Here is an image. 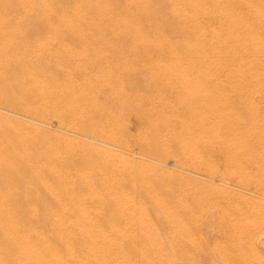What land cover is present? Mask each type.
<instances>
[{
  "label": "rangeland",
  "instance_id": "374dc122",
  "mask_svg": "<svg viewBox=\"0 0 264 264\" xmlns=\"http://www.w3.org/2000/svg\"><path fill=\"white\" fill-rule=\"evenodd\" d=\"M10 1V2H9ZM15 1V2H14ZM20 1V2H19ZM27 1V2H26ZM31 1V2H30ZM34 0L32 2V0H0V66L2 70L0 68V92H3L0 94V110L4 111V112H0V233L2 234L3 231L8 232V231H16L20 228L23 227H28L31 225L32 226H44L43 230L41 231H37L31 234H28L27 237L23 238L22 241H20L21 243L17 244V245H4L1 243L0 241V264H12L13 261H15L14 259H16L17 256H21V255H32L35 252V248L36 246H46V244L48 245L49 243H53L54 241H56L58 238L60 239H66L67 240V245H65L62 250L64 252L67 251V253L73 252L74 250H76L75 248H77V246H81V243H85L91 247V249L89 250L91 253V257L90 260L88 261L90 264H130L131 261L128 260H119V259H115V257L112 255V252H114L115 250H117L118 248H122V250H124L125 248H129V246L133 247L135 246H146L148 247V250L150 251L149 254H147L148 256L144 258V261H140L138 264H160V262L162 260H167L168 264H227L226 259L222 256L221 253H218L217 250L215 251V249H219V252L223 251V253L226 255V257H228V260L231 261L232 259H235L237 262H239L240 264L244 263L245 261L243 259H239L237 257L236 254V236H235V232L233 227L230 225V223L228 222V220H226V217L224 218V215L222 214V208L224 207L223 204L225 205L227 203V197H221L218 198L217 196L219 195L218 192V186L219 187H225V188H230V186L232 185V187L230 189H234L236 188L235 184H237V178L234 175H226L224 177V182H220L221 180H215V178H212L210 176V172L212 173V168L218 170V172H220L219 174L224 173V171L227 170V168L229 169L230 167L227 165V163L224 160L223 157V149L221 147H213L211 145H205V143H198L199 141L196 139H199L201 136L198 132L201 131V127L203 124V120L205 118H203V116L205 114H202L203 112H205L206 110L203 109L202 111V107L203 108H210L212 110V108L209 105V101H207V94H212V103H215L216 98H218V90H219V86L218 84L216 85V83H214L215 78L213 77L215 74L214 68V64L212 62H214V60L212 59L213 56L210 53H213V50H215V41L216 40H212V39H216L213 38L215 37L213 34V36L211 37L209 34L208 29L207 30H198L194 29L195 26H198L200 24H204L207 23L206 21H204V23L200 20L198 21V19L192 17L189 13V5L186 3V0H151V2H153L151 4V2H149L148 0H135V2L137 1V3L134 2V0H129V2L131 4H127L128 0H125L126 2H124V0H106L105 3L102 4L101 0ZM48 1V2H47ZM59 1V2H58ZM62 1V2H61ZM69 1V2H67ZM85 1V2H84ZM123 1V2H122ZM185 1V2H184ZM47 2V3H46ZM64 2V3H63ZM75 2V3H74ZM78 4H77V3ZM101 2V3H100ZM111 2V3H110ZM114 2V4L112 3ZM120 2V3H119ZM128 2V3H129ZM160 2V3H159ZM163 2V3H162ZM168 2V3H167ZM176 4H175V3ZM28 5H27V4ZM32 5H31V4ZM38 3V4H36ZM52 3V4H50ZM54 4L55 8H54ZM67 3V4H66ZM81 3V4H80ZM83 3V4H82ZM123 3V4H121ZM125 3V4H124ZM133 3V4H132ZM183 3V4H182ZM34 4V6H33ZM36 4V5H35ZM61 4V6H60ZM66 4V5H65ZM75 4V5H74ZM80 4V7H79ZM86 4V5H85ZM99 4V5H98ZM106 4V5H105ZM113 4V5H111ZM118 4V5H117ZM135 4V5H134ZM141 4V5H140ZM160 4V6H159ZM162 4V5H161ZM173 4V5H171ZM10 7H8V6ZM28 7H27V6ZM51 5V6H50ZM149 5V6H148ZM151 5V6H150ZM169 5V6H168ZM177 5V7H175ZM15 6V7H13ZM33 7V8H30ZM101 6V7H100ZM105 6V7H102ZM123 8H122V7ZM127 6V7H126ZM128 6L130 7L128 10ZM132 6V7H131ZM135 8H134V7ZM137 6V7H136ZM146 6V7H145ZM159 6V7H158ZM167 6V7H166ZM179 6V7H178ZM239 6H241L239 4ZM38 7V8H37ZM52 7V8H51ZM61 7V8H60ZM64 7V8H63ZM77 7V8H76ZM90 7V8H88ZM106 7L108 9H106ZM115 7V8H114ZM116 7L118 8L119 11H117ZM125 7V8H124ZM139 7V8H138ZM145 7V8H144ZM150 7V8H149ZM156 7H158V9H156ZM163 7V8H162ZM172 7V8H171ZM183 7V8H181ZM29 8V9H26ZM35 8L37 10V12L35 11ZM70 8V9H69ZM81 8H84L86 10H83ZM127 8V9H126ZM134 8V9H133ZM142 8V9H141ZM168 8V10H167ZM178 9L176 11V9ZM188 8V9H187ZM2 9V10H1ZM24 9V10H23ZM32 9V10H30ZM58 10L59 12L55 11ZM66 9V10H65ZM79 9V11H78ZM96 9V10H95ZM125 9V10H124ZM135 9H138L139 11H135ZM145 9L148 11H145ZM152 9V11H151ZM161 9V10H160ZM27 10V11H26ZM30 10V11H29ZM47 10V11H45ZM53 12H52V11ZM66 14H65V11ZM77 10V11H76ZM101 10L103 12H101ZM142 10V11H140ZM164 10V11H163ZM172 12H171V11ZM176 12H175V11ZM180 10V12H179ZM185 10V11H183ZM188 10V11H187ZM21 11V12H20ZM41 11V13H40ZM55 11V12H54ZM63 13H62V12ZM68 11L70 12V15L68 13ZM83 11V12H82ZM85 11V12H84ZM89 11V12H88ZM109 11V13H108ZM112 11V12H111ZM120 11H123V14ZM126 11V12H125ZM130 11V13H128ZM160 11V12H159ZM163 11V12H162ZM168 11V12H166ZM22 12H24L22 15ZM25 12H26V16H25ZM30 12V13H29ZM33 12V13H32ZM48 12V13H47ZM51 12V13H50ZM79 12V13H78ZM114 12V13H113ZM135 12V13H133ZM151 12V13H150ZM186 14H184V13ZM21 13V14H19ZM29 13V14H28ZM36 13V14H35ZM45 13V14H44ZM58 13H60L61 15H58ZM84 13V14H82ZM87 13V14H86ZM91 13V14H90ZM101 13V14H100ZM107 13V14H106ZM115 15H113V14ZM125 13V16H124ZM140 13V14H139ZM145 13V14H144ZM149 13V14H148ZM157 13V14H156ZM171 13H175L172 14ZM191 13V12H190ZM35 14V16L33 15ZM52 14V15H51ZM63 14V16H62ZM82 14V15H81ZM97 14V16H96ZM110 14V15H109ZM137 14V17L135 16ZM139 14V15H138ZM144 14V15H143ZM147 14V15H146ZM180 14V15H179ZM12 15V16H11ZM45 15V16H44ZM69 17H68V16ZM73 17H72V16ZM100 15V16H99ZM110 17L108 16H111ZM131 15V16H130ZM134 15V16H132ZM142 15V16H141ZM146 15V16H145ZM7 16L6 19H4ZM9 16V17H8ZM28 16V17H27ZM54 16V18L52 17ZM57 16V17H55ZM61 16V17H60ZM74 16H76L77 18H75ZM88 16V18L86 17ZM124 16V17H122ZM127 16V17H126ZM170 16V17H169ZM189 16V17H188ZM12 17V18H10ZM52 17V18H51ZM65 17V18H62ZM91 17V19L89 18ZM95 17V19L93 18ZM99 17V18H97ZM109 19H107V18ZM141 17V18H139ZM182 17V18H181ZM187 17V18H186ZM11 20V22L9 21V19ZM23 18V21L22 19ZM81 18V19H80ZM97 18V19H96ZM125 18V19H124ZM128 18V20H127ZM148 21L147 23V20ZM150 18V19H149ZM158 18V20H157ZM161 18V19H160ZM4 19V20H3ZM8 19V20H7ZM14 19V21L12 20ZM17 19V20H16ZM25 19V20H24ZM49 19V21H48ZM52 19V20H51ZM54 19V20H53ZM59 19V20H57ZM61 19V20H60ZM71 19V20H69ZM74 19V20H72ZM87 19V21H86ZM93 20L90 21V20ZM100 19V20H99ZM143 19V20H142ZM164 19V20H162ZM47 20V22H46ZM64 22H63V21ZM66 20V21H65ZM69 20V21H68ZM85 22H84V21ZM162 23H160V21ZM5 23H4V22ZM20 21V23H19ZM61 23H59V22ZM77 21V22H76ZM82 21V22H81ZM95 21V22H94ZM99 21V23H98ZM107 21V22H106ZM111 21V23H110ZM113 21V22H112ZM118 21V23L116 22ZM157 21V22H156ZM195 21V22H193ZM219 21H223L218 20ZM56 22V23H55ZM67 22V23H66ZM90 22V23H88ZM101 22V23H100ZM128 22V24H127ZM159 22V23H158ZM189 22V23H188ZM198 22V23H197ZM200 22V23H199ZM202 22V23H201ZM209 24H211V21H208ZM26 23V24H25ZM55 23V24H54ZM58 23V24H57ZM75 23V24H74ZM79 23L78 27L77 24ZM81 23H83L81 25ZM95 23V24H93ZM113 23V24H112ZM121 23V24H120ZM123 23V24H122ZM130 23V25H129ZM141 23V24H140ZM150 23V24H149ZM222 25V22H220ZM216 24V25H220ZM5 24V25H4ZM12 24V25H11ZM21 24V25H20ZM23 24V25H22ZM60 24V25H59ZM73 24V25H72ZM95 26H93V25ZM148 24V25H147ZM186 24V25H185ZM190 24V25H189ZM194 24V25H193ZM196 24V25H195ZM208 24V23H207ZM205 24V25H207ZM16 25V26H15ZM25 25V27H24ZM62 25L64 26V28L62 27ZM71 25V26H70ZM76 27H75V26ZM93 26L91 28V26ZM132 25V26H131ZM135 25V26H133ZM154 25V26H153ZM161 25V26H160ZM193 25V26H192ZM21 26V27H20ZM55 26V28H54ZM62 29H60L61 27ZM66 26H68L66 28ZM81 26V27H80ZM86 29L85 31L82 30L83 28ZM111 28H110V27ZM115 26V27H114ZM143 26V27H142ZM152 26V27H151ZM156 26V27H155ZM192 26V27H191ZM7 29H4L6 28ZM9 27V28H8ZM32 29H30V28ZM54 29H53V28ZM59 27V28H58ZM72 27V28H71ZM73 27L75 29H73ZM86 27V28H85ZM91 29H90V28ZM100 27V28H99ZM108 27V28H107ZM117 27V29H116ZM120 27V30H118ZM155 27V28H153ZM160 27V28H159ZM162 27V29H161ZM185 27H189L190 30L186 29ZM16 28V29H14ZM30 30H29V29ZM97 30H95V29ZM193 28V29H192ZM14 29V30H13ZM59 29V30H58ZM64 29V31L62 32V30ZM81 29V30H79ZM90 29V31H89ZM128 29V30H127ZM137 29V31H136ZM149 29V30H148ZM152 29V30H150ZM157 31V33L153 30ZM22 30V31H21ZM27 30V31H26ZM48 30V31H47ZM50 30V31H49ZM66 30H67V35H66ZM73 30V31H72ZM94 30V31H93ZM99 30V31H98ZM104 30L106 32H104ZM117 30V31H115ZM123 33H122V31ZM142 30V31H141ZM146 33H145V31ZM148 30V31H147ZM165 35H163L160 31ZM168 32H167V31ZM193 30V33L191 32ZM16 31V33H15ZM29 31V32H28ZM32 31V32H31ZM34 31V34L32 35ZM37 31V33H36ZM56 31V32H55ZM60 32V37L58 36V33ZM81 31V32H80ZM87 31V32H86ZM126 31V32H125ZM129 31V32H128ZM153 33H152V32ZM170 31V32H169ZM207 32L205 34V32ZM222 31L224 32L225 30H223L222 27ZM9 32V33H8ZM25 32V33H22ZM41 32V35H40ZM49 32V33H47ZM51 32L53 34H51ZM56 34H55V33ZM58 32V33H57ZM82 32L85 33L82 36ZM95 32V33H94ZM120 32V33H119ZM141 32V33H140ZM159 32V34H158ZM188 32V33H187ZM226 32V31H225ZM63 33V34H61ZM73 33V34H72ZM79 33V34H78ZM98 33V34H96ZM129 33V34H128ZM136 33V34H135ZM146 35H144V34ZM152 33V34H151ZM155 33V34H154ZM169 33V35H168ZM186 35H184V34ZM193 35H191V34ZM196 33V35H195ZM198 33V34H197ZM16 37H15V35ZM44 34V36H43ZM90 34V35H88ZM129 36H128V35ZM139 34V35H137ZM154 34V35H153ZM158 34V35H157ZM202 35L201 37L199 36ZM209 34V35H207ZM10 35V36H8ZM18 35V36H17ZM21 35V36H20ZM43 40H40V37ZM54 35V36H53ZM63 35V36H62ZM76 35V36H75ZM100 35V36H99ZM142 35V36H140ZM148 35V36H147ZM153 35V36H152ZM163 35V37L165 38H161L160 36ZM171 35V36H170ZM190 35V36H189ZM195 35V36H194ZM207 35V36H206ZM5 36V37H4ZM14 36V37H13ZM53 36V38L51 37ZM56 36V37H55ZM62 36V37H61ZM65 36V37H64ZM128 36V37H127ZM135 36V37H134ZM137 36H140V38H138ZM145 36V37H144ZM149 36H152V40H150V38H147ZM156 36V37H155ZM187 36L189 38H187ZM191 36H193L192 38H190ZM198 36V37H197ZM208 38L205 40V38ZM210 36V37H209ZM10 37V38H8ZM44 37V38H43ZM57 39H55V38ZM86 37V38H85ZM94 37V38H93ZM101 37V38H100ZM147 38V40H143L142 39ZM12 38H17V40H13ZM51 38V39H50ZM68 41H66L65 39ZM91 42H89L90 40ZM96 38V41H95ZM138 38V39H137ZM163 41H159L161 39ZM169 38V39H168ZM170 38H172L170 40ZM185 38V39H184ZM187 38V39H186ZM203 42H202V40ZM212 38V39H211ZM9 39V40H8ZM21 39V41L19 40ZM25 39V40H24ZM27 39V40H26ZM50 39V41H49ZM55 39V41L53 42V40ZM62 41H61V40ZM86 39V40H83ZM98 39V40H97ZM105 39V42H104ZM135 39H137L135 41ZM140 39V40H139ZM178 39V41H177ZM190 39V42L189 40ZM3 40V41H2ZM30 42H29V41ZM64 40V41H63ZM101 40V41H100ZM133 40V42H132ZM167 40V41H166ZM191 40H195V41H191ZM198 40V41H197ZM207 40H211L210 42ZM9 41V42H8ZM41 41V42H40ZM81 41V42H80ZM100 41V42H99ZM107 41V43H106ZM110 43H109V42ZM155 41V42H154ZM157 41V42H156ZM171 41V42H170ZM182 45H181V43ZM183 41V42H182ZM199 41H201V44H199ZM208 43H207V42ZM2 42V43H1ZM4 42H7L4 44ZM13 42H16L17 44H13ZM19 42V43H18ZM21 42V43H20ZM46 44H43V43ZM53 42V43H52ZM58 42L61 44H58ZM63 44H62V43ZM65 42V44H64ZM86 42V43H85ZM89 42V43H88ZM97 42V43H94ZM150 42V43H149ZM170 42V43H167ZM192 42V43H191ZM196 42V43H195ZM37 43V44H36ZM41 43V45H40ZM52 43V45H51ZM145 43V44H143ZM147 43V44H146ZM153 45H152V44ZM156 43V44H155ZM161 45H159V44ZM191 43V46L193 47L188 49ZM27 44V45H26ZM50 46H48V45ZM57 47H55L56 45ZM82 44V45H80ZM97 44V45H96ZM102 44V45H101ZM135 44V45H133ZM137 44V45H136ZM142 44V45H141ZM158 44V45H157ZM167 44V45H166ZM170 44V45H169ZM177 44V46L175 45ZM206 46H205V45ZM212 44H214L213 46H211ZM10 45V46H9ZM16 45V47H15ZM25 45V46H23ZM30 45V46H29ZM59 45V47H58ZM64 45V46H63ZM69 45V46H68ZM88 45V46H87ZM96 45V47H95ZM100 47H99V46ZM106 45V46H105ZM150 45V46H149ZM152 45V46H151ZM157 47H156V46ZM172 46L167 47V46ZM185 45V46H184ZM201 45V46H198ZM20 46H22V48H20ZM81 48H79V47ZM103 46V47H102ZM155 46V47H154ZM161 46V47H160ZM165 47V49L163 47ZM175 48H174V47ZM188 46V47H187ZM204 46V47H203ZM209 46V47H208ZM12 47V48H11ZM14 47V48H13ZM26 47V49H25ZM33 47V48H32ZM37 47V48H36ZM44 49H43V48ZM53 47V49H52ZM83 47H84V51H83ZM99 47V48H98ZM139 47V48H138ZM142 47V48H141ZM147 47V48H146ZM184 47V49H183ZM200 47L202 48V50H200ZM208 49H205V48ZM212 47V48H211ZM214 47V48H213ZM8 48V49H7ZM19 48V49H18ZM37 51H35L34 50ZM47 48V49H45ZM49 48V51H48ZM55 48V49H54ZM58 48V49H57ZM88 48V49H87ZM141 48V50H140ZM170 48V49H169ZM173 48V50H172ZM178 48V49H176ZM180 48V49H179ZM182 48V49H181ZM186 48V50H185ZM7 49V51H6ZM57 49V50H56ZM81 49V50H80ZM138 51H137V50ZM152 49V50H151ZM156 49V50H155ZM159 49V50H158ZM161 49V50H160ZM167 49L169 51H167ZM176 49V50H175ZM188 49V50H187ZM204 49V50H203ZM15 50V51H14ZM17 50V51H16ZM25 50V51H24ZM40 52H39V51ZM53 50V51H52ZM163 50H165L163 52ZM175 50V53L172 51ZM190 50V51H189ZM197 50H199L197 52ZM206 50H212V51H208L207 53ZM21 53H18V52ZM34 52L31 54V52ZM158 51V52H157ZM182 51V52H181ZM186 51V52H185ZM202 53H201V52ZM15 54H13V53ZM85 52V53H83ZM155 52V53H154ZM161 52V53H160ZM167 52H168V56H167ZM181 52V54L179 55V53ZM190 53V54H187ZM195 52V54H194ZM210 52V53H209ZM17 53V54H16ZM39 53L42 55H39ZM45 55H43V54ZM90 53V54H89ZM102 53V54H101ZM165 53V55H163ZM171 53V54H170ZM182 53H186L185 55H183ZM200 53V54H198ZM209 53V54H208ZM10 54V55H9ZM23 54V56H22ZM26 54V55H25ZM28 54V55H27ZM94 54V55H93ZM104 54V55H103ZM153 54H155L156 56H152ZM177 54V55H176ZM202 54V58L201 57ZM208 54V55H207ZM12 55V57H11ZM39 55V56H38ZM75 55V56H74ZM91 55V56H90ZM100 56V57H95V56ZM103 55V56H102ZM107 55V56H105ZM174 55L173 58H170V56ZM190 55V56H189ZM4 56V57H3ZM15 58H14V57ZM17 56V57H16ZM25 56V58H24ZM27 56V57H26ZM35 56V57H34ZM73 56L76 58L73 59ZM162 56V57H161ZM165 58H164V57ZM186 56V57H185ZM188 56V57H187ZM193 56V57H192ZM195 56V57H194ZM199 58H197V57ZM205 56V57H204ZM208 56V57H206ZM210 56V57H209ZM2 57V58H1ZM19 57V58H18ZM87 57V58H86ZM156 57V58H154ZM160 57V58H159ZM169 57V58H168ZM38 58V59H37ZM72 60H71V59ZM92 58V59H91ZM101 58V59H99ZM120 58V64L117 63V59ZM161 62H160V60ZM181 58H187V60L181 59ZM190 58V60H189ZM195 58V60H194ZM208 58V59H207ZM65 59V60H64ZM80 59V60H79ZM158 59V60H157ZM170 59V60H168ZM178 59V60H177ZM180 59V60H179ZM198 59V60H197ZM206 59V60H204ZM4 60V61H3ZM11 60V62H10ZM16 60V61H15ZM21 60V61H20ZM26 60V62H25ZM28 60V61H27ZM33 60V61H32ZM90 60V61H89ZM98 60V61H95ZM103 60V61H102ZM116 60V62L114 63V61ZM122 60V61H121ZM156 60V62H155ZM163 60V61H162ZM165 60H167L166 62H164ZM201 62H200V61ZM213 60V61H212ZM18 61V62H17ZM33 63H32V62ZM67 61V62H65ZM69 61V62H68ZM92 61V62H91ZM106 61V62H105ZM108 61H110L108 63ZM112 61V62H111ZM180 61V63H179ZM189 61V62H188ZM204 61V63H203ZM207 63H206V62ZM211 61V62H209ZM9 62V63H8ZM17 62V63H16ZM36 62V63H35ZM41 64H40V63ZM103 62V63H102ZM122 62V63H121ZM153 62H155V64H152ZM168 62V63H167ZM171 62V63H169ZM178 62V63H177ZM183 62V63H181ZM184 62H188L185 63ZM194 64H193V63ZM196 62V63H195ZM11 63H13L11 65ZM16 65H15V64ZM27 63V64H26ZM93 63V64H92ZM107 67H106V65ZM159 66H158V64ZM199 63V64H198ZM210 63H211V67H210ZM2 64V65H1ZM34 64V65H33ZM36 64V65H35ZM96 64V65H95ZM101 64V65H99ZM111 64V66L109 65ZM157 64V65H156ZM165 64V65H164ZM175 64V65H173ZM188 69H186V68ZM190 64V65H189ZM193 64V66H192ZM197 64V66L195 65ZM209 64V65H208ZM26 65V66H25ZM105 67H102V66ZM117 65V66H116ZM162 65L166 66L162 68ZM171 67V69L168 67ZM200 65V66H199ZM208 65V66H207ZM37 66V67H36ZM101 66V67H100ZM116 66V67H115ZM157 66V67H156ZM181 66V67H179ZM190 66V67H189ZM199 66V67H198ZM214 66V67H213ZM4 67V68H3ZM11 67V68H10ZM13 67V68H12ZM17 67V68H16ZM36 68L37 70L39 69V71H34V68ZM114 67L116 69H118L117 71L114 69ZM178 67V68H177ZM195 67L198 69L196 70ZM202 71L201 72H196V71H200V68ZM207 67V68H206ZM20 68V70H19ZM107 68V69H106ZM111 68V69H110ZM120 68V69H119ZM162 68V69H161ZM167 68V70H166ZM173 68V69H172ZM184 68V69H183ZM194 68V69H193ZM213 68V69H211ZM170 72H169V70ZM179 69V70H177ZM182 69V70H181ZM206 69V70H204ZM210 69V70H209ZM216 69V68H215ZM101 70V71H100ZM173 70V71H172ZM177 70V71H176ZM188 70V71H187ZM191 70V71H189ZM195 70V71H194ZM209 72H208V71ZM20 71V72H19ZM25 71V72H24ZM31 71V72H30ZM33 71V72H32ZM113 71V72H111ZM164 71H168L169 73H171V75L168 72H164ZM183 71V72H182ZM207 71V72H206ZM264 71V68L263 70ZM4 72V73H3ZM9 72V73H8ZM17 72V73H16ZM108 72V73H107ZM173 72V73H172ZM186 72V75H184ZM195 73L197 75L194 76L193 79L192 77H190L192 74L189 73ZM210 72H214L212 74ZM7 73V74H5ZM15 73V74H14ZM20 73V74H18ZM44 73V75H48L50 77V79L52 81H50V79H48L49 77L47 76L46 79V75H45V79L44 75L42 74ZM102 73V75H101ZM175 73V74H174ZM180 73V74H179ZM3 74V75H2ZM26 74V75H23ZM36 74V76H35ZM53 74H55L56 76H54ZM93 74V75H92ZM166 74V75H165ZM174 77H170V76ZM182 74V75H181ZM190 76H187V75ZM204 74L206 77H204ZM211 74V75H209ZM33 75L35 78H33ZM42 75V76H41ZM52 75V76H51ZM107 75V76H106ZM108 75H111L112 77L107 78ZM170 75V76H169ZM182 76V77H178V76ZM201 77H199V76ZM5 76V77H4ZM20 76V77H19ZM28 76V77H27ZM38 76V78H37ZM92 78V81L91 78ZM94 76V78H93ZM106 76V77H105ZM166 76V77H165ZM184 76V77H183ZM187 76V78H186ZM4 77V78H3ZM10 79H9V78ZM25 77V78H24ZM30 77L32 79H30ZM54 77V78H53ZM99 77V79L97 78ZM101 77V78H100ZM103 77V78H102ZM114 77V79H113ZM164 77V78H163ZM189 77V78H188ZM198 77V78H197ZM213 79H211V78ZM8 78V79H7ZM37 78V79H36ZM66 80H65V79ZM90 80H89V79ZM112 78V79H111ZM204 78V79H202ZM20 79V81H18ZM24 79V80H23ZM55 79V80H54ZM59 79V80H57ZM73 79V80H72ZM75 79V80H74ZM98 82H93L96 80ZM102 79V80H101ZM104 79V80H103ZM105 79H109L107 80V82L105 81ZM168 79V80H167ZM174 79V80H173ZM178 79V81L176 80ZM182 79V80H180ZM189 79V80H188ZM198 79V82H196L195 80ZM201 79V83L199 82ZM207 79V81H206ZM209 79V80H208ZM12 80V81H11ZM42 82H41V81ZM45 80V82H44ZM49 84H48V82ZM85 80H88V82H92L86 83ZM111 80H113V82H110ZM176 80V81H175ZM185 80V81H184ZM205 80V81H204ZM211 80V81H210ZM38 81V82H37ZM40 81V82H39ZM65 81V82H64ZM85 81V82H84ZM100 81V83H99ZM116 81V82H114ZM173 81V82H172ZM183 81V82H181ZM191 81H194L191 83ZM13 82V83H12ZM19 82V83H18ZM24 82V83H23ZM30 82V83H29ZM54 82V83H53ZM57 82V83H56ZM67 82V83H66ZM75 82V83H74ZM105 84H104V83ZM110 82V83H109ZM172 82V83H171ZM176 82V84H174ZM178 82V83H177ZM180 82V83H179ZM210 82V83H209ZM3 83V84H2ZM44 83V84H43ZM66 83V84H65ZM69 83H71L69 85ZM84 83V84H83ZM85 83L87 84L86 86ZM115 83V84H114ZM118 83V84H116ZM182 83V84H181ZM188 83V84H187ZM197 83L199 84L198 86H196ZM204 83H206V85H204ZM209 83V84H207ZM214 83V86H213ZM56 84V85H55ZM68 84V85H67ZM77 84V86L75 85ZM93 84V87H91ZM98 86H96V85ZM108 84V85H107ZM111 84V87L110 85ZM115 85L117 86V89L115 87V89L113 88ZM171 84V85H169ZM203 84V85H202ZM212 86H211V85ZM11 85V86H10ZM27 87H26V86ZM44 85V86H43ZM50 85V86H49ZM74 87H71L73 86ZM80 85V87H79ZM82 85V86H81ZM90 85V86H88ZM107 85V86H106ZM168 85V86H167ZM181 85V86H179ZM185 85V87H183ZM193 85V86H192ZM210 85V86H208ZM5 86V87H4ZM16 88H15V87ZM42 86V87H41ZM53 88H52V87ZM56 86V87H54ZM103 86V87H102ZM109 86V87H108ZM171 86V87H170ZM178 86V87H175ZM202 86V89H200L201 91H199L198 88H200ZM204 86V87H203ZM208 86V87H206ZM218 90H217V88ZM37 87V89H36ZM40 87V88H39ZM44 87V88H43ZM46 87V88H45ZM67 89H66V88ZM72 88L71 89H69ZM79 87V88H78ZM104 87H106V89H104V91H102ZM110 91H109V89ZM180 87V89H179ZM189 87V88H188ZM191 87V88H190ZM193 87V88H192ZM206 87V89H205ZM213 89L212 91L216 92L213 93L212 91H209V89ZM39 88V89H38ZM56 88V89H55ZM94 88V90H93ZM96 88V89H95ZM100 88V89H99ZM118 88H121L120 90ZM176 89L175 91H173L172 89ZM14 89V90H13ZM27 89V90H26ZM30 89V91H29ZM43 89V90H42ZM46 89V90H45ZM53 89V90H52ZM65 89V90H64ZM84 89V90H83ZM169 89V90H168ZM189 89V93L188 90ZM192 89V90H191ZM196 89V90H195ZM204 89V91H203ZM210 89V90H211ZM215 89V90H214ZM36 90V91H35ZM54 92H51V91ZM56 90V91H55ZM93 90V91H92ZM102 92H101V91ZM115 92H112V91ZM178 90V91H177ZM185 90V91H183ZM198 91L195 92V91ZM23 91V92H22ZM39 91V92H37ZM42 91V92H41ZM51 92L50 94H48L47 92ZM65 93H64V92ZM70 91V94L69 92ZM87 91V92H86ZM89 91L91 92V94L89 93ZM99 91V92H98ZM119 91V92H118ZM173 91V92H172ZM181 91L180 95L175 96V94H179ZM187 91V92H186ZM206 91H208V93L206 94ZM6 92V93H5ZM17 92L18 93V100L15 103V101H12L13 99L10 97L11 95L13 96V93ZM46 92V93H45ZM57 92V93H56ZM73 94H72V93ZM76 92V93H75ZM172 92V93H171ZM184 92H186L184 94ZM193 92H195L196 94H194ZM201 92V93H200ZM5 93V94H4ZM24 93V94H23ZM28 93V95L26 94ZM68 93V94H66ZM87 93V94H86ZM98 93V94H97ZM161 93V94H160ZM171 93V94H170ZM202 93L205 94L202 96ZM10 94V95H9ZM23 94V95H21ZM41 94V96H43V98L39 95ZM43 94V95H42ZM45 94V95H44ZM58 94V95H57ZM62 94V95H61ZM64 94V95H63ZM95 94V95H93ZM100 94V95H99ZM198 94V95H197ZM201 94V95H200ZM214 94V95H213ZM217 97H216V95ZM7 95V96H6ZM26 95V96H25ZM52 95V97H51ZM57 96L56 97H53ZM61 95V96H59ZM68 95V96H67ZM88 95H90L88 97ZM97 95V96H96ZM172 95V96H171ZM196 95V99L199 100L197 101L198 103L200 102L202 98V104L200 105L197 104V102L195 101V96ZM200 95V96H199ZM21 96H23V100H21ZM37 96V97H36ZM40 96V98H39ZM66 96V97H64ZM71 99H70V97ZM76 96V97H75ZM80 96V97H78ZM95 96L96 99L93 97ZM189 96V97H188ZM202 96V97H201ZM205 96V97H204ZM47 97V98H46ZM59 97V99H58ZM177 97V98H176ZM191 97V99H189ZM204 97V98H203ZM214 97V98H213ZM4 98V99H3ZM38 98L40 101H38ZM42 98V99H41ZM54 98V99H53ZM60 102H58L56 99ZM63 98H66L65 101ZM74 98V99H73ZM76 98V99H75ZM179 98V99H178ZM206 98V99H205ZM255 98V99H254ZM6 99V101H5ZM8 99V100H7ZM47 99V100H45ZM70 102H69V100ZM72 99L74 100V102L72 101ZM106 99V100H105ZM205 99L206 100V104L205 102H203ZM261 99V100H260ZM28 100V101H26ZM44 100V101H43ZM50 100V101H49ZM52 100V101H51ZM63 100V102L61 101ZM92 100V101H91ZM104 100V101H103ZM191 100V101H190ZM209 100V99H208ZM254 100V101H253ZM1 101H3L1 103ZM12 101V102H11ZM25 101V102H24ZM33 101V102H32ZM35 101V102H34ZM96 101V102H95ZM214 101V102H213ZM253 101V102H252ZM23 102V103H22ZM62 102V103H61ZM73 102V103H72ZM91 102V103H90ZM210 102V104H211ZM5 103V105H4ZM9 103V104H8ZM14 103L15 105L11 104ZM34 103V104H32ZM57 103V104H56ZM60 103V104H59ZM67 103V104H66ZM69 103V105H68ZM71 103V104H70ZM193 103H195L194 105H199V106H195L193 105ZM205 103V104H204ZM237 103L240 105L239 110H238V114L240 113L239 116L242 117L243 120H245L247 122V119H244L246 117H248V121H250L252 115L253 116H260L264 119V98L259 96H253L252 99L247 100L246 102H239L237 101ZM44 104V105H43ZM51 106L50 110H49V106ZM65 104V105H64ZM91 104V105H90ZM96 104V105H95ZM98 104V105H97ZM107 106H103V105ZM251 104V105H250ZM255 104H257V107ZM14 106L13 109H15L16 112H12L9 111L7 108L11 106ZM18 105V107H17ZM24 105V106H23ZM27 105V107L25 106ZM59 105V106H58ZM90 105V106H89ZM94 105V107H93ZM100 105V106H99ZM188 105V106H187ZM193 105V106H192ZM205 105V107H204ZM248 105V106H247ZM23 106V107H22ZM31 106V107H30ZM37 106V107H36ZM57 106V107H55ZM62 106V107H60ZM64 106V107H63ZM68 106V107H67ZM79 106V108H78ZM87 107L86 109L84 107ZM99 106V107H98ZM252 106H256L257 108H253ZM3 107V108H2ZM33 107V108H32ZM40 107V108H39ZM69 109H66V108ZM83 107V108H82ZM91 107V108H90ZM106 107V108H105ZM190 107H193L190 109ZM198 107V108H197ZM199 107L201 108V110L198 111ZM248 107V108H246ZM250 107V108H249ZM29 108V109H28ZM38 108V110L36 109ZM46 108V109H45ZM62 108L63 112H62ZM72 108V109H71ZM99 108V110H98ZM105 108L104 111H102L101 109ZM108 108V109H107ZM195 108V109H194ZM4 109V110H3ZM17 109V110H16ZM25 110V113H23L22 111ZM31 109V110H30ZM42 110V111H39ZM59 109V110H58ZM66 109V110H65ZM92 109V110H91ZM178 109V110H177ZM241 109V110H240ZM256 111H255V110ZM49 110V111H48ZM72 110V111H70ZM77 110V111H75ZM90 110V113H89ZM172 110V111H170ZM177 110V113H174V111ZM205 110V111H204ZM210 110V111H211ZM254 110V111H253ZM260 110V111H259ZM27 111V112H26ZM30 111V112H29ZM34 111H38L35 112ZM57 111V113H56ZM60 111V112H59ZM65 111V112H64ZM102 111V112H101ZM156 111V112H155ZM179 111L182 113H179ZM201 111V113H199ZM7 112L12 115L10 116L9 114H7ZM48 112V113H47ZM52 112V113H51ZM71 112V113H70ZM76 112V114H75ZM109 112V114H108ZM147 112V113H145ZM151 112V113H150ZM155 112V113H154ZM176 112V111H175ZM243 112V115H241ZM249 112V113H248ZM259 112V114L257 113ZM2 113V114H1ZM33 113V114H31ZM41 113V114H40ZM49 113H51L52 115H50ZM64 115H63V114ZM69 113L70 114V118H69ZM73 113V115H72ZM82 113V114H81ZM89 113V114H88ZM93 113V114H91ZM96 113V114H95ZM104 113V114H103ZM107 113V114H106ZM144 116L147 118H143V114ZM165 113L166 116H165ZM174 113V115L172 114ZM24 114V115H23ZM43 114H47L46 116ZM79 114V115H77ZM88 114V115H86ZM113 114V115H112ZM146 114L149 116L147 117ZM153 114H159L158 115H153L154 117H152L151 115ZM176 114V116H175ZM184 114V115H183ZM198 114L199 117H198ZM252 114V115H251ZM9 115V117H8ZM33 115V116H32ZM36 115V116H35ZM42 117H41V116ZM54 115H57L59 117H56ZM63 115V116H62ZM85 117H82L84 116ZM96 115V116H95ZM104 115V116H103ZM111 115V116H110ZM161 115V117H160ZM187 115V116H186ZM197 115V116H196ZM3 116V117H2ZM7 116V117H6ZM29 116V117H28ZM39 116V117H38ZM50 118H49V117ZM77 116L79 117L77 119ZM91 116V118H90ZM95 116V117H94ZM103 116V117H102ZM106 116V117H105ZM110 116V118H109ZM115 116V117H114ZM182 118L183 120H181L180 118ZM182 116V117H181ZM193 116V117H192ZM244 116V117H243ZM246 116V117H245ZM6 117V118H5ZM11 117L12 120H9ZM18 117V118H17ZM21 117V118H20ZM26 119H23V118ZM33 117V118H32ZM45 117V118H44ZM62 117V118H61ZM65 117V118H64ZM68 117V118H67ZM93 117V118H92ZM185 117V118H184ZM187 117V118H186ZM197 117V118H196ZM201 117V118H200ZM8 118V119H7ZM36 118V119H35ZM44 120H43V119ZM47 118V121L45 120ZM54 120H53V119ZM75 120H74V119ZM89 118V119H88ZM95 118V119H94ZM104 118V119H103ZM113 118H115L113 120ZM118 118V119H117ZM149 118H151L149 120ZM155 118L157 120H155ZM161 120H160V119ZM200 118V119H199ZM3 119V120H2ZM18 119V121H17ZM40 119V120H38ZM94 119V120H93ZM97 119V121L95 122V120ZM109 119V120H106ZM153 119V120H152ZM173 119V120H171ZM190 119V121H189ZM195 121H193V120ZM201 120V124L200 127H198L199 125L197 124V122L200 123V121H196V120ZM8 120V121H7ZM14 120V121H13ZM16 120V121H15ZM20 120V121H19ZM23 120V121H22ZM29 120V122H28ZM57 120V121H56ZM63 120V121H61ZM67 120V121H66ZM69 120V123H68ZM82 120V121H81ZM87 120V121H85ZM90 120V121H89ZM93 120V121H92ZM99 120V123H98ZM166 120V121H165ZM170 120V121H169ZM181 120V121H179ZM13 121V123H12ZM33 121V122H32ZM53 121H55V123H53ZM59 121V122H58ZM71 121H75V123L71 122ZM78 121V123H77ZM109 123H108V122ZM113 121V124H111ZM117 121V122H116ZM159 124H158V122ZM164 121V122H162ZM168 121L170 123H168ZM174 123H173V122ZM176 121V123H175ZM184 121V123H183ZM188 121V122H187ZM192 121L195 123V125H197L196 127H198L197 129H194ZM11 122V123H10ZM21 122V123H20ZM24 122V123H23ZM34 122H36L34 124ZM38 122V123H37ZM58 122V123H57ZM63 124H62V123ZM66 122V125H65ZM81 125H80V123ZM83 122V123H82ZM102 122V123H101ZM120 122V123H119ZM155 122V124L153 123ZM191 122V123H189ZM17 123V125H16ZM33 123V124H32ZM40 123V124H39ZM72 123V124H71ZM78 125H77V124ZM85 123V124H84ZM89 123V124H88ZM149 123H152L149 124ZM184 125L183 128L186 127L185 130L182 129V127L180 126ZM183 123V124H182ZM23 127H21L20 126ZM39 124V125H38ZM43 124V125H41ZM59 124V125H58ZM61 124V125H60ZM67 124H69L67 126ZM75 124V125H74ZM92 124V125H91ZM95 124V125H94ZM104 124V125H103ZM122 124V125H121ZM158 124V125H157ZM181 127V131H180V127L178 129V125ZM191 124V126L189 125ZM4 125V127H3ZM9 125V126H8ZM11 125V126H10ZM15 125V126H14ZM41 125V126H40ZM48 125V127H47ZM57 125V126H55ZM74 125V126H73ZM80 125V127H79ZM101 125V126H100ZM112 125V126H111ZM115 125V128H114ZM119 125V127H118ZM148 125V126H147ZM151 125V126H150ZM154 125H156L157 127L152 128ZM168 125V126H167ZM194 125V126H195ZM6 126V127H5ZM19 126H20V130H19ZM64 126V128L62 127ZM76 126V127H75ZM78 126V127H77ZM83 127L82 130L81 128ZM96 126L98 127V129L96 128ZM104 126V127H103ZM108 126V128H107ZM121 126L123 128H121ZM52 127V128H51ZM74 127V130H73ZM139 127V128H138ZM146 127V128H145ZM148 127V128H147ZM159 127V129H158ZM162 127V128H161ZM164 127V129H163ZM167 127V128H166ZM170 127V128H169ZM173 127V128H171ZM176 127V129H175ZM197 130V131H192L191 130ZM8 128V129H7ZM14 128V129H13ZM35 128L36 131L35 132ZM39 128V130H38ZM42 128V129H41ZM76 128V129H75ZM101 128H103L101 130ZM114 128V129H113ZM118 128V129H117ZM144 128V129H143ZM153 130H152V129ZM161 128V129H160ZM5 131H4V130ZM16 129V131H15ZM23 129L24 132L21 130ZM31 129V130H30ZM47 129V130H46ZM50 129V130H49ZM53 129V130H52ZM57 129V130H55ZM84 131V132H79L78 131ZM97 129V130H96ZM113 129V130H112ZM125 129V131H124ZM148 129V130H147ZM163 129V130H162ZM169 131H168V130ZM173 129V130H172ZM42 130V131H40ZM52 130V131H51ZM60 130V131H59ZM87 130V131H86ZM90 130V131H89ZM100 130V131H99ZM104 130V131H103ZM117 130V131H115ZM176 130V131H175ZM189 130V131H188ZM7 131V132H6ZM13 131V132H11ZM17 131H21L19 132L21 135V139L20 136L18 137ZM40 131V132H39ZM47 131V132H46ZM58 131V132H57ZM62 131V132H61ZM64 132H67L63 134ZM96 131V133H95ZM111 131V132H110ZM150 134L149 136H144L146 133ZM162 131V132H161ZM166 131V132H164ZM174 131V132H173ZM192 131V133H191ZM10 132V133H9ZM15 132V133H14ZM26 132V133H25ZM53 132V133H52ZM73 132V133H71ZM103 132V133H101ZM110 132V133H109ZM114 132V133H113ZM119 132V133H116ZM124 132V133H123ZM144 132V133H143ZM149 132V133H148ZM153 132V133H152ZM170 132V133H169ZM173 132V133H172ZM184 134H183V133ZM194 132V133H193ZM198 132V133H197ZM9 133V134H8ZM12 133V134H11ZM25 133V134H22ZM40 135H36L39 134ZM43 133V134H42ZM58 133V134H57ZM71 133V134H68ZM93 133V134H92ZM99 133V134H98ZM113 133V134H112ZM123 133V134H122ZM126 133V135H124ZM157 133V134H156ZM160 133V135H158ZM164 136H163V134ZM169 133V134H167ZM172 133V134H171ZM180 133V134H178ZM188 133V134H187ZM190 133V134H189ZM2 134V135H1ZM28 134V135H27ZM62 134V136H61ZM88 134V135H86ZM110 134V135H109ZM116 134V135H114ZM146 134V135H147ZM171 134V135H170ZM192 134L194 136H192ZM195 134H198V136ZM12 137H10V136ZM15 135V136H14ZM43 135V136H42ZM51 135V136H50ZM53 135V136H52ZM60 135V136H59ZM67 135V136H66ZM78 135V136H77ZM94 135V136H93ZM100 135V136H99ZM103 135V136H102ZM108 135V136H107ZM154 135V136H153ZM168 135V136H167ZM174 135V136H173ZM179 135V136H178ZM182 135V136H181ZM191 135V136H189ZM30 136V137H29ZM40 136V137H38ZM56 136V137H55ZM76 136H77V140H76ZM82 138H80V137ZM91 136V137H90ZM114 136V137H113ZM121 136V137H119ZM124 136V137H123ZM126 136V137H125ZM200 136V137H199ZM14 137V139H13ZM16 137V139H15ZM24 137V139H23ZM30 139H29V138ZM37 137V138H36ZM47 137V138H46ZM66 137V139L64 138ZM93 137V138H92ZM108 142V140H110V142L105 143L106 141ZM108 137V138H107ZM118 137V139H117ZM145 137V138H144ZM162 137V138H160ZM168 137V138H167ZM175 137V139H173ZM180 139H178V138ZM184 140H182V138ZM185 137V138H184ZM188 137V138H186ZM198 137V138H197ZM4 138V139H3ZM11 138V139H10ZM41 138V139H40ZM61 138V139H60ZM68 138V139H67ZM86 138V139H83ZM89 138V139H88ZM98 138V139H97ZM101 138V139H100ZM110 138V139H109ZM112 138V139H111ZM121 138V139H120ZM153 138V139H151ZM165 138V139H164ZM177 138V139H176ZM191 138V139H190ZM196 141V145L200 146H190V141H193V139ZM9 139V140H8ZM12 139L15 141V143H13ZM26 139V141H25ZM58 141H57V140ZM88 139V140H87ZM103 139V140H102ZM147 139V140H146ZM150 139V140H149ZM155 139V140H154ZM158 139V140H157ZM162 139V140H160ZM187 139V141H186ZM7 143H6V141ZM30 144V141H34L31 142L30 146L28 145V141ZM54 144H51V141ZM56 140V141H55ZM65 142H63V141ZM86 140V141H85ZM116 140L117 141L116 143ZM124 140V141H122ZM141 140H144L141 141ZM149 140V141H148ZM170 140L172 143L171 144ZM176 140V141H175ZM3 141V142H2ZM5 141V143H4ZM19 141V142H17ZM25 141V144H24ZM37 141V143H36ZM49 141V142H48ZM55 141V142H54ZM72 141H74L72 143ZM89 143H88V142ZM112 141V142H111ZM122 141V142H121ZM147 141V143L145 144V142ZM153 141V142H151ZM160 141V142H159ZM184 141V143H183ZM194 141V143H195ZM198 141V142H197ZM21 142V143H20ZM43 142V144H42ZM47 142V143H46ZM57 142V144H56ZM61 142V143H60ZM68 142V144H67ZM70 142V143H69ZM124 142V144H123ZM135 142V143H134ZM160 144H159V143ZM165 144H163V143ZM179 142V143H178ZM181 142V143H180ZM4 143V146H3ZM46 143V144H45ZM49 143V144H48ZM65 143V144H63ZM77 143V145H76ZM83 143V144H82ZM85 143V144H84ZM88 143V145H87ZM101 143V144H98ZM141 143V144H140ZM151 145H150V144ZM11 144V145H10ZM17 144V146H16ZM23 144L25 146H23ZM40 145V148H38L37 146ZM48 144V145H47ZM70 144V145H69ZM73 144V145H72ZM91 144V145H90ZM105 144V146H104ZM145 144V145H144ZM156 144V145H155ZM158 144V145H157ZM170 144V145H169ZM184 144V145H183ZM189 147H186L188 146ZM200 144V145H199ZM21 145V146H20ZM28 145V146H26ZM37 145V146H36ZM43 145V146H42ZM46 145V146H45ZM58 145V146H57ZM60 145V146H59ZM63 145V146H61ZM67 145V146H66ZM75 145V146H74ZM86 145V146H85ZM107 145H110L111 148H109L110 146L106 147ZM124 145V146H123ZM126 145V147H125ZM149 146L150 148H147V146ZM163 149H161L162 147ZM2 146V147H1ZM9 146V147H8ZM56 149H55V147ZM65 146V147H64ZM70 146V147H68ZM102 146V147H101ZM122 146V147H121ZM152 146V148H151ZM161 147V148H158ZM165 146V147H164ZM167 146V147H166ZM170 146V147H169ZM173 146V147H172ZM5 147V148H4ZM18 147V148H17ZM28 147V148H27ZM50 147V149L48 148ZM53 147V148H52ZM80 147V148H79ZM86 149H85V148ZM92 147V148H91ZM98 147V148H97ZM119 147V149H118ZM172 149H168L171 148ZM264 147V146H263ZM3 148V149H2ZM26 148V149H24ZM38 148V149H37ZM68 148V150H67ZM70 148V149H69ZM89 148L91 149L89 152ZM93 148H95L93 150ZM106 148V149H105ZM108 148V149H107ZM113 148L115 149L114 151ZM127 148V149H125ZM143 150H142V149ZM146 148V149H145ZM156 148L157 150H154ZM189 148V149H188ZM196 148V149H195ZM7 149V150H6ZM53 149V150H52ZM59 149V151H58ZM62 149V150H60ZM75 151H74V150ZM85 149V150H82ZM101 149V150H100ZM104 149V150H103ZM111 149V150H110ZM118 149V150H117ZM123 149V150H120ZM141 149V150H140ZM151 149V150H149ZM200 152H199V150ZM13 153H12V151ZM20 150V151H19ZM24 150H26L24 152ZM48 150V151H47ZM58 151V152H55ZM66 150V151H65ZM81 150V151H80ZM96 150V152H94ZM98 150V151H97ZM100 151H102L100 154ZM109 150V151H108ZM163 150V151H162ZM167 150V151H166ZM173 150V151H172ZM184 150V151H183ZM219 150V151H218ZM264 152V148L262 149ZM30 151V152H29ZM35 153H34V152ZM65 153H64V152ZM74 154L71 155L73 152ZM85 151V152H84ZM110 153L108 154L107 153ZM118 151V152H117ZM122 151V152H121ZM127 156L126 160V156ZM133 151V152H132ZM144 153H143V152ZM154 151V152H153ZM161 153H160V152ZM169 151V152H168ZM181 151V152H180ZM188 151V152H187ZM196 151V152H195ZM203 151V152H202ZM221 151V152H220ZM23 152V153H22ZM37 152V153H36ZM51 152V153H50ZM60 152V153H59ZM63 152V154H61ZM72 152V153H71ZM80 152V153H79ZM92 152V153H91ZM112 152V154H111ZM142 152V153H141ZM166 152V153H165ZM174 152L175 155H172V153ZM191 152L194 153V155H191ZM8 153V154H5ZM16 153V155H15ZM22 155H20V154ZM31 153V154H28ZM83 153V154H81ZM87 155H85V154ZM94 153V154H93ZM120 153V154H118ZM155 153V154H153ZM161 155H160V154ZM163 153V154H162ZM170 153V155H169ZM178 153V154H176ZM196 153H198L196 155ZM200 153V154H199ZM205 153V155H203ZM4 154V155H3ZM19 156H18V155ZM48 154V155H47ZM61 154V155H60ZM115 154V155H114ZM147 154H149L150 156H146ZM157 154V155H156ZM166 154V155H165ZM190 154V155H188ZM10 157H9V156ZM25 155V156H24ZM30 155V156H29ZM58 155V157H56ZM62 155L66 157V160L64 159L65 157L62 158ZM69 155V156H68ZM84 155L83 157H80ZM91 157H90V156ZM99 159H98V157ZM122 155V156H120ZM152 155V156H151ZM178 157H177V156ZM198 155H201V159L200 157H198ZM208 155V156H207ZM221 155V156H220ZM12 156V157H11ZM14 156V157H13ZM17 156V157H16ZM43 157L42 158L40 157ZM50 156V157H49ZM72 156V157H71ZM74 156H77L75 159ZM87 156V157H86ZM95 156V157H94ZM106 156V157H105ZM108 156V158H107ZM118 156V157H117ZM142 156V157H140ZM156 156V157H155ZM168 156V157H167ZM169 156L171 158H169ZM173 156V157H172ZM188 156V157H187ZM193 156V158H192ZM4 157V158H3ZM31 157V158H30ZM35 157V159H34ZM48 157V158H47ZM61 157V158H60ZM70 157V158H69ZM79 157V158H78ZM116 159H113V158ZM121 157V158H120ZM123 157V158H122ZM147 157V158H145ZM162 157V158H161ZM184 157V158H183ZM186 157V159H185ZM191 157V158H190ZM199 159H197V158ZM210 160H209V158ZM13 158V159H12ZM28 158V159H27ZM51 160H50V159ZM85 158V159H84ZM91 160H90V159ZM94 158V159H93ZM97 158V159H96ZM101 158V159H100ZM105 158V159H103ZM165 158V159H163ZM167 158V159H166ZM173 158H176L173 159ZM190 158V159H189ZM195 158V159H194ZM204 158V159H203ZM207 158V159H206ZM4 159V160H2ZM33 161H32V160ZM64 159V160H63ZM71 162V164L69 163V161ZM86 160V161H81V160ZM89 159V160H88ZM96 159V160H95ZM119 159V160H118ZM134 159V161L132 160ZM141 159H146V160H141ZM152 159V160H151ZM163 159V160H161ZM183 159V160H182ZM194 161H193V160ZM212 159V160H211ZM16 160V161H15ZM20 160V161H19ZM25 160V161H24ZM27 160V161H26ZM29 160V161H28ZM36 162H35V161ZM43 164H42V161ZM57 160V161H55ZM100 160V161H99ZM113 160V161H112ZM122 160H126L125 162H123ZM138 160V161H137ZM158 160V163H156ZM169 160V161H168ZM189 160V161H188ZM200 160V161H198ZM11 161V162H10ZM49 161V162H48ZM54 161V162H53ZM63 161V162H62ZM68 161V163L66 162ZM76 161V162H75ZM104 161V162H103ZM118 161V162H117ZM132 161V162H131ZM142 161H147V162H142ZM153 161V162H151ZM174 161V162H173ZM176 161V162H175ZM224 161V162H223ZM46 162V164H45ZM53 162V163H52ZM60 164V166H58L57 164ZM82 162V163H81ZM86 162V163H85ZM91 162V164L89 163ZM104 164V165H100V163ZM120 162V163H119ZM122 162V163H121ZM132 165H131V163ZM135 162V163H134ZM137 162V163H136ZM164 162V163H161ZM172 162V163H171ZM183 162V163H182ZM210 162V163H209ZM10 163V164H9ZM33 163V164H32ZM36 163V164H35ZM50 163V164H48ZM63 163V165H62ZM73 163V164H72ZM97 163V164H96ZM110 163V164H109ZM112 163V164H111ZM118 165H117V164ZM142 164V166H145V163L147 164L145 167L143 166L142 170L141 167L138 165ZM153 163V164H151ZM205 163V164H203ZM16 164V165H15ZM28 164V165H27ZM32 164V165H31ZM39 164V167H38ZM65 164L68 165L67 167H69V169L67 167H65ZM77 164L79 166H81V168L79 166H77ZM109 164V165H108ZM116 164V165H113ZM128 164V166L126 165ZM137 164V165H136ZM149 164H151L149 166ZM159 164V165H157ZM181 164V165H180ZM13 165V166H12ZM15 165V166H14ZM21 165V166H20ZM36 165V166H34ZM62 165V166H61ZM70 165H72V167H70ZM83 165V166H82ZM88 165V166H86ZM91 167H90V166ZM99 165L101 167H99ZM107 165V166H106ZM123 167H122V166ZM130 165V166H129ZM210 165V166H209ZM217 165V166H216ZM10 166V167H9ZM29 166V167H26ZM57 170H56V168ZM64 166V167H63ZM87 168V170L84 168ZM115 167L113 169V167ZM116 166H118L116 168ZM132 166V167H131ZM136 166V168H135ZM149 166V167H147ZM154 166V167H151ZM162 166V167H161ZM174 166V167H172ZM176 166V167H175ZM182 166V168H181ZM9 167V168H8ZM17 167V168H16ZM46 167V168H45ZM55 169H54V168ZM62 169H61V168ZM75 167V168H74ZM79 169V171H77V169ZM98 167V168H97ZM103 167V168H102ZM120 167V169H119ZM122 167V168H121ZM139 167V168H138ZM160 167V168H159ZM184 167V168H183ZM251 167V166H250ZM23 168V169H21ZM73 168V169H72ZM89 168H93L91 170H89ZM97 168V169H96ZM105 168V169H104ZM112 168V169H111ZM152 168V169H151ZM154 168V169H153ZM211 168V171H210ZM253 168V167H252ZM32 169V170H31ZM40 169H44V170H40ZM76 169V170H75ZM84 171H81L83 170ZM99 170L96 171V170ZM123 169V171L121 170ZM129 169V170H128ZM136 169V170H135ZM145 169V170H144ZM147 169V170H146ZM149 169V170H148ZM180 169V170H179ZM13 170V171H12ZM23 172H22V171ZM29 170V171H28ZM38 170V171H37ZM47 170V171H45ZM53 170V171H52ZM59 170V171H58ZM63 170V171H62ZM90 172H89V171ZM97 172H95V171ZM102 170V172H101ZM106 170V172L104 171ZM128 170V171H127ZM132 170V171H131ZM8 171V172H7ZM28 171V172H26ZM37 171V173H36ZM66 171V172H65ZM69 171V172H68ZM74 171V172H73ZM77 173H76V172ZM94 171V172H93ZM109 171V172H108ZM131 171L134 176L136 174V176H131ZM139 171V172H138ZM141 171V173H140ZM144 171V173L142 172ZM150 171V172H149ZM13 172V173H12ZM35 172V173H34ZM39 172V173H38ZM50 172V173H49ZM59 172V173H57ZM65 172V173H64ZM69 174H68V173ZM94 175H92L93 173ZM111 172V173H110ZM118 172V173H117ZM128 172V173H127ZM136 172V173H135ZM146 172V174H145ZM151 173V174H147V173ZM156 172V174L154 173ZM188 172V173H187ZM25 173V174H24ZM42 173V174H41ZM45 173H49L46 174L48 175L46 177V175H44ZM62 173V174H61ZM67 173V174H66ZM72 173V174H71ZM82 173V174H81ZM88 173L90 175H88ZM92 173V174H91ZM117 173V174H116ZM127 178L125 179V177ZM19 174V175H18ZM24 174V175H23ZM56 174V175H55ZM75 174V175H73ZM77 174V175H76ZM80 174L79 178L78 175ZM98 176H97V175ZM132 174V175H133ZM145 174V175H144ZM158 174V175H157ZM27 175V176H26ZM35 175V176H34ZM40 175V176H38ZM64 175V177L62 176ZM70 175V176H69ZM73 175V176H71ZM82 175V176H81ZM117 175V176H116ZM150 177V178H148ZM150 175V176H149ZM154 175V176H153ZM157 175V176H156ZM53 176V177H52ZM58 176V178H56ZM66 176V177H65ZM75 176L77 177V183L75 182ZM89 178H88V177ZM91 176V177H90ZM119 176H121L119 178ZM123 176V178H122ZM157 178H156V177ZM162 176V177H161ZM232 176V179H231ZM33 177V178H32ZM35 177V178H34ZM70 181H69V178ZM74 177V178H73ZM86 177V178H85ZM97 179H96V178ZM107 177V178H105ZM117 177V179H116ZM137 177V178H136ZM17 178V179H16ZM44 178V179H43ZM53 179V180H49ZM55 178V179H54ZM64 178V179H62ZM82 178V179H81ZM92 178L93 181L90 179ZM104 178L105 180H109V181H105V185L104 183ZM145 178L147 180H145ZM168 178V179H167ZM62 179V180H61ZM73 179V180H72ZM79 179V180H78ZM90 181H89V180ZM96 179V180H95ZM102 179V180H101ZM111 179V180H110ZM114 179V181H113ZM116 179V180H115ZM119 179V180H118ZM129 179V180H128ZM139 179V180H138ZM152 183H151V180ZM230 179V180H229ZM6 180V182H5ZM21 180V181H20ZM39 180V181H38ZM43 180V181H42ZM56 180V181H55ZM66 180L64 183L63 181ZM68 180V182H67ZM84 180V181H83ZM86 180V182H85ZM88 180V181H87ZM101 180V181H100ZM122 180V182H121ZM129 183L131 186L129 188L128 184ZM131 180V182H130ZM156 180V181H155ZM167 180V181H166ZM46 181V182H45ZM48 181H50L48 183ZM52 181V183H51ZM74 181V183H73ZM100 182V183H97ZM112 181V182H111ZM119 181V182H118ZM150 181V182H148ZM154 181V182H153ZM217 181V182H216ZM26 182V183H25ZM38 182V183H37ZM44 184H43V183ZM54 182V183H53ZM68 184H67V183ZM90 182V183H89ZM93 182L95 184H93ZM102 182V183H101ZM115 182V183H113ZM126 184H125V183ZM133 182V183H132ZM161 182V183H160ZM163 182V183H162ZM23 183V184H22ZM33 183V184H32ZM36 183V185H35ZM41 183V184H40ZM66 183V184H65ZM72 183V184H71ZM109 183V184H107ZM123 183L126 185L124 186ZM146 183V184H145ZM154 183V185H153ZM157 186H156V184ZM223 185H222V184ZM226 183V184H225ZM21 184V185H20ZM98 184V185H97ZM137 184V185H135ZM145 184V185H144ZM159 184V185H158ZM230 184V185H229ZM11 185V186H10ZM20 185V186H19ZM44 185V186H42ZM46 185V187H45ZM48 185V186H47ZM55 185V186H54ZM78 185V186H77ZM96 185V186H95ZM105 188H104V186ZM108 185V187H106ZM114 185L113 189L112 186ZM117 185V186H116ZM122 185V186H121ZM147 185V186H146ZM150 185V186H149ZM229 185V186H227ZM8 186V187H7ZM19 186V187H18ZM22 186V187H21ZM33 186V187H32ZM42 186V187H41ZM54 186V187H53ZM62 186V187H61ZM72 186V187H71ZM74 186V188H73ZM82 186V188H81ZM97 188V189H95ZM103 188H100V187ZM116 186V187H115ZM124 186V187H123ZM128 186V187H127ZM136 186V187H135ZM143 186V187H142ZM160 186V187H158ZM61 187V188H59ZM77 187V188H76ZM78 187H80V191L78 189ZM89 188V189H86ZM124 192H123V189ZM127 187V188H126ZM146 187V188H145ZM167 187V188H166ZM23 188V189H22ZM41 191L42 188V192L40 193L39 191ZM49 188V189H47ZM100 188V189H99ZM120 188V189H119ZM132 188H134L132 190ZM143 188V189H142ZM145 188V189H144ZM3 189V190H2ZM10 189V190H9ZM31 189V190H29ZM51 189V190H50ZM60 189V190H59ZM62 189V191H61ZM67 189V190H66ZM70 189V191H68ZM84 189V190H83ZM128 189H130L129 191H127ZM137 189V190H136ZM147 189V191H146ZM154 189V191L152 190ZM259 189L262 190L261 187H259ZM17 190V191H16ZM47 190L49 191V193H47ZM57 190V191H56ZM59 190V191H58ZM78 192H76V191ZM86 190V192H85ZM95 190V192H94ZM104 193H103V191ZM108 190V191H107ZM113 190V195L111 193V191ZM116 190V191H115ZM121 190V192H120ZM132 190V191H131ZM167 190V191H166ZM27 191L29 192V194L27 193ZM44 191V194H43ZM46 191V192H45ZM51 191V192H50ZM56 191V192H55ZM87 191L89 192L87 195L85 193H87ZM91 191V192H90ZM96 191H98L99 193H97ZM106 191V192H105ZM110 191V192H109ZM119 191V193H118ZM127 195H123L125 193H127ZM152 191V192H149ZM162 193H161V192ZM18 192V193H17ZM33 192V193H32ZM71 192V193H70ZM80 192L82 193V195L80 196ZM85 192V193H84ZM108 192V193H107ZM137 193V196L135 195ZM142 195H141V193ZM232 192V191H231ZM5 193V194H4ZM12 193V194H11ZM17 193V194H16ZM21 193V194H20ZM32 193V194H31ZM40 193V194H39ZM77 193V195H76ZM91 193V194H90ZM107 193V194H106ZM132 193V194H131ZM134 193V194H133ZM155 193V194H154ZM164 193V194H163ZM212 193V194H211ZM233 193V192H232ZM11 194V196H9ZM20 194V195H19ZM46 196L45 198L42 196ZM57 194V195H56ZM61 194V195H59ZM63 194V195H62ZM66 194V195H65ZM74 194V196H73ZM97 194V195H96ZM104 194V195H102ZM106 194V195H105ZM237 197V199H249L252 200L255 198V195H253L254 193L251 192L249 194H241V193H234ZM8 195V196H7ZM39 195V196H38ZM41 195V196H40ZM48 195V196H47ZM50 195V196H49ZM56 195V196H55ZM116 195V196H115ZM133 195V196H132ZM144 195V196H143ZM146 195V196H145ZM154 195V196H153ZM161 195V197L159 196ZM179 195V196H178ZM25 196V197H24ZM52 196V199H51ZM54 196V198H53ZM63 196V197H62ZM78 196L80 198H78ZM89 200H88V198ZM96 196V197H93ZM103 196V197H102ZM108 200H107V198ZM111 196V197H110ZM119 196V199H118ZM123 196H125L123 198ZM130 196V197H129ZM136 196V197H135ZM139 196V197H138ZM143 196V197H141ZM160 199H159V197ZM49 197V198H48ZM62 197V198H61ZM67 197V198H66ZM73 197H76L73 198ZM83 197V198H82ZM98 197V198H97ZM102 197V198H100ZM114 197V198H113ZM116 197V199H115ZM149 197V198H148ZM156 197L158 199H156ZM164 197V198H163ZM166 197V198H165ZM32 198V199H31ZM40 198V199H38ZM42 198H44L45 200H43ZM56 198V199H55ZM82 198V199H81ZM87 198V199H86ZM94 198V199H93ZM96 198V200H95ZM106 198V199H105ZM110 198V199H109ZM129 198V199H128ZM131 198V199H130ZM135 198V199H134ZM138 200H137V199ZM144 198V200H143ZM145 198H147L145 200ZM163 198V199H162ZM251 198V199H250ZM23 199V200H22ZM33 199H35V201H33ZM47 199V200H46ZM60 199V200H59ZM64 201H63V200ZM66 199V200H65ZM68 199V200H67ZM71 199V200H70ZM73 199V200H72ZM78 199V203H76L75 201ZM84 199V200H83ZM90 199H91V204L94 201L93 205L90 204ZM100 199V200H99ZM103 199V200H102ZM111 199L113 201H111ZM115 199V200H114ZM122 199H124L125 201H123ZM127 199V200H126ZM133 199V201H132ZM167 199V202H166ZM220 199V200H219ZM54 200L56 202V204L54 203ZM59 200V201H58ZM70 200V201H69ZM88 201V202H85ZM99 200V202H98ZM118 200V201H117ZM120 200V201H119ZM129 200V201H128ZM137 200V201H136ZM150 200V201H149ZM157 200V201H156ZM196 200V201H195ZM206 200V201H205ZM46 201V202H45ZM48 201V202H47ZM50 201H53L50 203ZM58 201V202H57ZM68 201V202H65ZM80 201V202H79ZM96 201V202H95ZM103 201V203H102ZM128 201V203H127ZM140 201V202H139ZM142 201V203H141ZM159 201V202H158ZM226 201V202H225ZM28 202V203H27ZM36 202L37 204H41V206L43 207V209L41 210V207H39L40 205L35 204ZM42 202V203H41ZM45 202V203H44ZM64 202V203H63ZM74 202V203H73ZM85 202V203H84ZM113 202V203H112ZM133 202V203H132ZM148 202V204H147ZM158 202V203H156ZM225 202V203H224ZM12 203V205H11ZM44 203V204H43ZM50 203V206L47 205ZM60 203V204H59ZM63 203V204H62ZM75 205L73 206L72 205ZM79 203H83V204H79ZM99 203V204H98ZM101 203V204H100ZM122 203V204H120ZM125 203V204H124ZM140 203V204H139ZM163 203V204H162ZM14 204V206H13ZM24 204V205H23ZM30 204V205H29ZM33 204V205H32ZM52 204V205H51ZM70 204V205H68ZM87 204V205H86ZM106 204V206H105ZM130 204V205H129ZM133 204V205H132ZM142 204V205H141ZM151 204V205H150ZM17 205V206H16ZM29 205V206H28ZM66 207H64V206ZM96 208H95V206ZM104 205V206H103ZM114 205V206H113ZM117 205V206H116ZM120 205V206H119ZM126 205V206H125ZM144 205V206H143ZM149 205V207H147ZM157 205V206H156ZM32 206V208L30 207ZM57 206V208H55ZM73 206V207H72ZM79 206V207H77ZM81 206V207H80ZM83 206V207H82ZM86 206V207H85ZM88 206V207H87ZM94 206V207H93ZM98 206V207H97ZM101 206V207H100ZM122 206V208L120 209V207ZM128 206V207H127ZM146 206V207H145ZM161 206V207H160ZM23 209H22V208ZM50 207V208H49ZM59 207V208H58ZM64 207V208H63ZM69 207V209H68ZM105 207V209L103 208ZM107 207V208H106ZM110 209H109V208ZM116 207V208H115ZM127 209H126V208ZM136 207H138L136 209ZM11 208V209H10ZM19 208V209H18ZM25 208V209H24ZM46 208V209H45ZM99 208V209H98ZM102 208V209H101ZM133 208V209H131ZM145 208V209H144ZM150 208V209H149ZM177 208V209H176ZM51 209V210H50ZM56 209V210H55ZM62 209V211H61ZM77 209V210H76ZM80 209V211H79ZM86 211H85V210ZM91 209V210H90ZM94 209V210H93ZM98 209V210H97ZM120 209V210H119ZM125 209V211H124ZM141 209H144L141 210ZM159 211H157V210ZM170 210L172 213H174L172 215V217L177 218L180 217L183 221L182 227H174L175 224H168L165 221V218L163 216L164 214V210ZM214 209V210H212ZM3 210V211H2ZM24 210V211H23ZM34 210L36 212H34ZM47 210V211H46ZM67 212H65V211ZM77 212H76V211ZM103 210V211H102ZM106 210H109L108 213ZM113 210V211H112ZM115 210V211H114ZM136 210V211H135ZM149 210H151L150 212H148ZM177 210V211H176ZM216 210V211H215ZM17 211V212H16ZM20 211V212H19ZM39 211V212H38ZM58 211V213H57ZM64 211V212H63ZM79 211V212H78ZM92 211V212H91ZM98 211V212H97ZM107 212V216L104 215ZM121 211V212H120ZM127 211V212H126ZM133 211H135L133 213ZM145 214H142V212ZM176 213H175V212ZM179 211V212H178ZM189 211V212H187ZM191 211V212H190ZM194 211V212H193ZM15 212V213H14ZM25 212V213H24ZM88 212V213H86ZM101 212V213H100ZM104 212V213H103ZM140 212V213H139ZM151 212L153 213V215H151ZM185 214H184V213ZM236 210L234 209H230V216H234L235 215ZM40 213V214H39ZM53 213V214H52ZM63 215H62V214ZM76 213V214H75ZM78 213V215H77ZM84 213V215L82 214ZM93 213H95L93 215ZM113 213V214H112ZM128 213V214H127ZM136 213V214H135ZM150 214V215H146ZM160 213V214H159ZM193 213V214H192ZM198 213V214H197ZM234 213V214H233ZM252 212L249 210L248 214H251ZM19 214V215H18ZM58 214V215H57ZM98 214L100 217L99 218ZM103 214V215H102ZM115 214L119 215V216H115ZM123 216H122V215ZM125 214V215H124ZM138 214V215H137ZM142 214V215H140ZM178 214V216H177ZM183 216H182V215ZM211 214V215H210ZM26 215V216H25ZM28 215V216H27ZM35 215V216H33ZM60 215V217H59ZM73 215V216H71ZM76 215V216H75ZM131 215V216H130ZM137 215V216H136ZM144 215V216H143ZM2 216V217H1ZM39 216V217H38ZM62 216H64L62 218ZM81 216V217H80ZM88 216V217H87ZM95 216V217H94ZM112 216V217H111ZM128 216V217H126ZM145 216H147L145 218ZM149 216H153L152 219L151 217L149 218ZM158 216V217H157ZM189 216V217H188ZM5 217V218H4ZM21 217V218H20ZM27 217V219H26ZM49 217V218H48ZM57 217V218H56ZM67 217V218H66ZM71 217V218H70ZM78 217V219H77ZM87 217V218H86ZM104 217V218H103ZM122 219H121V218ZM124 217V218H123ZM139 217H141V220L139 219ZM155 217V218H154ZM218 217V219L216 218ZM2 218V219H1ZM24 218V219H23ZM32 218V219H31ZM34 218V219H33ZM66 218V220H64ZM74 218V219H73ZM113 218V219H112ZM119 218L118 222L117 219ZM131 218V219H130ZM133 218V219H132ZM148 218V219H147ZM154 218V219H153ZM162 218V219H161ZM22 219V220H21ZM50 219V220H49ZM55 219V220H54ZM60 219V220H59ZM77 219V220H76ZM93 219V220H92ZM99 219V220H96ZM136 219V221H135ZM160 219V220H159ZM189 219V220H188ZM191 219V220H190ZM15 220V221H14ZM30 220V221H29ZM39 220V221H38ZM63 220L65 222H63ZM83 220V221H82ZM89 222H88V221ZM101 220V221H100ZM123 222H122V221ZM124 220L126 223H124ZM187 220L189 222H187ZM22 223H21V222ZM24 221V222H23ZM28 223H27V222ZM32 221H34V223H32ZM38 221V222H37ZM43 221V222H41ZM46 221V222H45ZM60 221V222H59ZM74 221V222H73ZM86 221V222H85ZM91 221V222H90ZM93 221V222H92ZM114 221V222H113ZM138 221V222H137ZM143 221V222H142ZM151 221V222H150ZM153 221V222H152ZM192 221V223H191ZM71 222V225H70ZM79 224H77V223ZM97 222V225H95ZM102 222V223H100ZM157 222V223H155ZM160 222V223H159ZM164 222V223H163ZM188 224H187V223ZM219 222V223H217ZM36 223V224H35ZM43 223V225H41ZM67 223V225H66ZM82 223V224H81ZM104 223H106L107 225H105ZM110 223V224H109ZM116 223V224H113ZM122 223V224H120ZM129 223V224H128ZM131 223V225H130ZM154 223V224H153ZM159 223V225H158ZM23 224V225H22ZM26 224V225H25ZM34 224V225H33ZM48 224V225H47ZM69 224V225H68ZM113 224V225H112ZM119 228H118V226ZM126 224V225H125ZM146 224V225H145ZM152 224V225H151ZM164 224V225H163ZM191 224V225H190ZM194 224V225H193ZM206 224V225H205ZM215 224V225H214ZM50 225V227H49ZM79 225V227H78ZM89 225V226H88ZM94 225V226H93ZM105 225V227H103ZM115 225V226H114ZM163 225V226H162ZM167 225V226H166ZM169 225V226H168ZM46 226V227H45ZM121 226V227H120ZM135 226V227H134ZM97 227V228H96ZM102 227V228H101ZM111 227V229H110ZM113 227V229H112ZM125 229H124V228ZM133 227V228H131ZM139 227V228H138ZM148 227V228H147ZM158 227V228H157ZM161 227V228H159ZM172 227V228H171ZM221 227V228H219ZM115 228V229H114ZM138 228V229H137ZM144 228V229H142ZM157 228V229H156ZM165 228V229H163ZM206 228V229H204ZM215 228V229H214ZM46 229V230H45ZM103 229V230H102ZM121 229V230H120ZM130 229V232H129ZM150 230L151 232H149L148 230ZM160 229V230H159ZM171 229V230H169ZM233 229V230H232ZM95 230V232L93 233V231ZM96 230L98 232H96ZM115 230V231H114ZM118 230V231H117ZM127 232H126V231ZM147 230V231H146ZM158 230V232H157ZM177 230V231H176ZM218 230V231H217ZM232 230V231H231ZM120 231V232H119ZM137 231V233L135 232ZM142 231V232H141ZM153 231V233H152ZM164 231V232H163ZM100 232V233H99ZM104 232V233H103ZM111 232V233H110ZM171 232V233H170ZM179 232V233H178ZM181 232V233H180ZM185 232V233H184ZM103 233V235L101 234ZM148 233L150 235H148ZM157 233V234H155ZM162 233V234H161ZM6 234V233H5ZM34 234V235H33ZM109 234V235H108ZM159 234V235H158ZM161 234V235H160ZM168 234V235H167ZM188 234V235H186ZM222 234V235H221ZM262 234V235H261ZM95 235V236H94ZM108 235V236H106ZM118 235V236H117ZM138 235V237H137ZM144 235V236H143ZM146 235V236H145ZM65 236V237H63ZM67 236V237H66ZM93 236V237H92ZM116 238H114V237ZM132 236V237H131ZM134 236V237H133ZM143 236V237H142ZM155 236V237H154ZM189 236V237H188ZM70 237V238H69ZM111 237V239H109ZM119 237V238H118ZM131 237V238H129ZM137 237L138 239V244H136L137 240H135ZM162 237V238H161ZM165 237V238H163ZM28 238V239H27ZM83 238V239H82ZM118 238V239H117ZM122 238V239H121ZM133 238V239H132ZM144 238V239H142ZM161 238V239H160ZM69 239V240H68ZM114 239V240H113ZM150 239V241H149ZM208 239V240H207ZM259 239V240H258ZM26 240V241H25ZM86 240V241H85ZM106 240V241H105ZM144 240V241H143ZM115 241V242H114ZM156 241V242H155ZM35 242V243H34ZM123 242V243H122ZM144 242L147 243L144 245ZM38 243V245L36 244ZM121 243V244H120ZM142 245H141V244ZM255 243H256V248L264 255V233H259L256 235L255 237ZM41 244V245H40ZM115 244V245H114ZM151 244V246H150ZM203 244V245H202ZM127 245V246H125ZM21 246V247H20ZM33 246V247H32ZM35 246V247H34ZM160 246V247H159ZM67 247V248H66ZM73 247V248H72ZM153 247V248H152ZM70 248V249H69ZM160 248V249H159ZM111 249V250H110ZM154 250H157V252H154ZM70 250V251H69ZM161 251V252H160ZM93 252V253H92ZM98 252V253H97ZM159 252V253H158ZM96 253V254H95ZM109 253H111V255H109ZM206 254V255H205ZM98 255V256H97ZM158 255V256H157ZM97 256V257H96ZM162 256V257H159ZM206 256V257H205ZM95 257V258H94ZM165 257V258H164ZM234 257V258H233ZM93 259V260H92ZM95 259V260H94ZM153 261H152V260ZM239 259V260H238ZM121 261V262H120ZM123 261V262H122ZM128 261V262H127ZM155 262V263H154ZM238 263V264H239ZM132 264V263H131Z\"/></svg>",
  "mask_w": 264,
  "mask_h": 264
},
{
  "label": "bare ground",
  "instance_id": "6f19581e",
  "mask_svg": "<svg viewBox=\"0 0 264 264\" xmlns=\"http://www.w3.org/2000/svg\"><path fill=\"white\" fill-rule=\"evenodd\" d=\"M8 1V0H7ZM17 1V0H16ZM23 1V0H22ZM29 1V0H28ZM34 0H32V2H33ZM37 1V0H36ZM35 1V2H36ZM42 1V0H41ZM65 1V0H64ZM76 1V0H75ZM79 1H81L82 2V0H79ZM90 1V0H89ZM95 1V0H94ZM102 1V0H101ZM105 1L106 0H103L102 1V4L103 3H105ZM112 1V0H111ZM121 1V0H120ZM142 1V0H141ZM149 1V0H148ZM157 1V0H156ZM160 1V0H159ZM162 1V0H161ZM10 2V1H9ZM15 2V1H14ZM20 2V1H19ZM27 2V1H26ZM31 2V1H30ZM48 2V1H47ZM46 2V3H47ZM59 2V1H58ZM62 2V1H61ZM66 2V1H65ZM67 2H69V1H67ZM85 2V1H84ZM123 2V1H122ZM124 2H126L125 0H124ZM128 2H129V0H128ZM127 2V4H131L130 2L128 3ZM134 2H135V0H134ZM149 2H151V0L149 1ZM185 2V1H184ZM64 3V2H63ZM75 3V2H74ZM77 3V2H76ZM101 3V2H100ZM111 3V2H110ZM113 4H114V2H112ZM120 3V2H119ZM135 3H137V1L135 2ZM153 2H151V4H152ZM160 3V2H159ZM163 3V2H162ZM168 3V2H167ZM175 3V2H174ZM186 3L189 5V7H190V9H189V13L188 14H190L192 17H194V18H196V19H198V21H202L203 23H204V21H206L207 23H204V24H200V25H198V26H195L194 27V29H197L198 30V32H199V30H200V32H201V30H207L208 29V31L207 32H209V34H211L210 36L212 37L213 35L215 36V37H213V38H216V39H212V40H216L215 41V45L214 44H212L211 46H215V50H213V53H210L212 56H213V60H214V62H212L213 64H214V66H215V68H214V70H216L215 71V74H214V76H213V74L212 73H214V72H210L211 74H212V76L215 78V82L214 83H216V85L218 84V86H219V90H218V88H217V86H216V88H217V94H218V98H216V101H215V103H212L211 101V99H212V94H207L208 93V91H206V94H207V96H206V94L205 93H202V96L205 94V96L207 97V101H209V105H210V107L212 108V110L210 109V108H203L202 107V111H203V109H205L204 111L205 112H203V113H201V111L199 112V113H201V115L202 114H205L204 116H203V118H205L202 122H203V124H202V129H201V131H199V129H198V132H201V133H199L200 134V138L199 139H196V140H198L197 142L198 143H200V142H202V141H204V142H202V143H205V145H211V146H213V147H221L222 149H223V157H224V160H225V162L227 163V165L230 167L229 169L227 168V170L226 171H224V173H222V174H219L220 172H218V170H216L215 168L213 169L212 168V173L210 172V176L212 177V178H215V180L217 179V180H221L220 182H224V177L226 176V175H234V176H236V178H237V184H235V186H236V188H234V189H230L231 187H232V185L230 186V188L228 187V188H225V187H219L218 186V192H219V195L217 196L218 198H220V196L221 197H227V203L224 205L223 204V208H222V214L224 215V218L226 217V220H228V222L230 223V225L233 227V229H234V232H235V236H236V254H237V257L239 258V259H243L244 261H245V264H264V255L256 248V243H255V237H256V235L257 234H259V233H264V152H263V146H264V119L262 118V117H260L259 115L258 116H253L252 114V117H251V119H250V121H248V117H246V118H244V119H247V122L245 121V120H243L242 119V117L241 116H239L240 115V113L238 114V110H239V107H240V105L237 103V101H239V102H246L247 100H250V99H252L253 98V96H259V98L260 97H262V98H264V71H262L263 70V68H264V0H186ZM27 4V3H26ZM31 4V3H30ZM36 4H38V3H36ZM35 4V5H36ZM50 4H52V3H50ZM67 4V3H66ZM65 4V5H66ZM78 4V3H77ZM81 4V3H80ZM80 4H79V7H80ZM83 4V3H82ZM113 4H111V5H113ZM121 4H123V3H121ZM125 4V3H124ZM133 4V3H132ZM176 4V3H175ZM183 4V3H182ZM239 4L241 5V6H239ZM28 5V4H27ZM26 5V6H27ZM32 5V4H31ZM39 5V4H38ZM53 5H54V8H55V5L56 4H54L53 3ZM75 5V4H74ZM86 5V4H85ZM99 5V4H98ZM106 5V4H105ZM118 5V4H117ZM135 5V4H134ZM141 5V4H140ZM162 5V4H161ZM171 5H173V4H171ZM8 6V5H7ZM33 6H34V4H33ZM51 6V5H50ZM60 6H61V4H60ZM149 6V5H148ZM151 6V5H150ZM159 6H160V4H159ZM158 6V7H159ZM169 6V5H168ZM9 7V6H8ZM13 7H15V6H13ZM28 7V6H27ZM101 7V6H100ZM102 7H105V6H102ZM122 7V6H121ZM127 7V6H126ZM132 7V6H131ZM134 7V6H133ZM137 7V6H136ZM146 7V6H145ZM144 7V8H145ZM158 7H156V9H158ZM167 7V6H166ZM175 7H177V5L175 6ZM179 7V6H178ZM10 8V7H9ZM30 8H33V7H31L30 6ZM38 8V7H37ZM52 8V7H51ZM61 8V7H60ZM64 8V7H63ZM77 8V7H76ZM88 8H90V7H88ZM115 8V7H114ZM119 8V7H118ZM118 8L116 7V9H117V11H119L118 10ZM123 8V7H122ZM125 8V7H124ZM129 6H128V10H129ZM135 8V7H134ZM133 8V9H134ZM139 8V7H138ZM150 8V7H149ZM163 8V7H162ZM172 8V7H171ZM181 8H183V7H181ZM26 9H29V8H26ZM70 9V8H69ZM81 9H83V10H86V9H84V8H81ZM106 9H108L107 7H106ZM120 9V8H119ZM127 9V8H126ZM142 9V8H141ZM176 9V8H175ZM188 9V8H187ZM2 10V9H1ZM24 10V9H23ZM30 10H32V9H30ZM29 10V11H30ZM66 10V9H65ZM64 10V11H65ZM96 10V9H95ZM121 10V9H120ZM125 10V9H124ZM139 11L138 9H135V11ZM161 10V9H160ZM167 10H168V8H167ZM178 9H176V11H177ZM27 11V10H26ZM35 11L37 12V10H36V8H35ZM45 11H47V10H45ZM52 11V10H51ZM55 11H57V12H59L58 10H56L55 9ZM54 11V12H55ZM77 11V10H76ZM78 11H79V9H78ZM140 11H142V10H140ZM145 11H147L146 9H145ZM151 11H152V9H151ZM164 11V10H163ZM162 11V12H163ZM171 11V10H170ZM175 11V10H174ZM175 11V12H176ZM183 11H185V10H183ZM188 11V10H187ZM1 12V11H0ZM21 12V11H20ZM53 12V11H52ZM62 12V11H61ZM83 12V11H82ZM85 12V11H84ZM89 12V11H88ZM101 12H103L102 10H101ZM112 12V11H111ZM121 12H122V14H123V11H120V14H121ZM126 12V11H125ZM148 12V11H147ZM160 12V11H159ZM166 12H168V11H166ZM172 12V11H171ZM179 12H180V10H179ZM191 12V13H190ZM1 13H3V12H1ZM24 12H22V15H24L23 14ZM30 13V12H29ZM28 13V14H29ZM33 13V12H32ZM40 13H41V11H40ZM48 13V12H47ZM51 13V12H50ZM63 13V12H62ZM68 13H69V15H70V12L68 11ZM79 13V12H78ZM108 13H109V11H108ZM114 13V12H113ZM112 13V14H113ZM128 13H130V11L128 12ZM133 13H135V12H133ZM151 13V12H150ZM184 13V12H183ZM187 13V12H186ZM186 13H184V14H186ZM19 14H21V13H19ZM36 14V13H35ZM35 14H33L34 16H35ZM45 14V13H44ZM65 14H66V11H65ZM82 14H84V13H82ZM81 14V15H82ZM87 14V13H86ZM91 14V13H90ZM101 14V13H100ZM107 14V13H106ZM140 14V13H139ZM138 14V15H139ZM145 14V13H144ZM143 14V15H144ZM149 14V13H148ZM157 14V13H156ZM172 14H175V13H171V15ZM52 15V14H51ZM58 15H61L60 13H58ZM85 15V14H84ZM110 15V14H109ZM113 15H115V14H113ZM147 15V14H146ZM145 15V16H146ZM180 15V14H179ZM12 16V15H11ZM25 16H26V12H25ZM45 16V15H44ZM62 16H63V14H62ZM68 16V15H67ZM72 16V15H71ZM96 16H97V14H96ZM100 16V15H99ZM124 16H125V13H124ZM124 16H122V17H124ZM131 16V15H130ZM132 16H134V15H132ZM136 17H137V14L135 15ZM142 16V15H141ZM9 17V16H8ZM28 17V16H27ZM53 18H54V16H52ZM51 17V18H52ZM55 17H57V16H55ZM61 17V16H60ZM69 17V16H68ZM73 17V16H72ZM75 18H77L76 16H74ZM87 18H88V16H86ZM108 17H112V15L111 16H108ZM127 17V16H126ZM170 17V16H169ZM189 17V16H188ZM7 18V16L4 18V19H6ZM10 18H12V17H10ZM10 18H8L9 19V21L11 22V20H10ZM62 18H65V17H62ZM90 19H91V17H89ZM94 19H95V17H93ZM97 18H99V17H97ZM96 18V19H97ZM107 18V17H106ZM139 18H141V17H139ZM182 18V17H181ZM187 18V17H186ZM2 19V18H1ZM0 19V20H1ZM3 19V20H4ZM7 19V20H8ZM22 19V21H23V18H21ZM66 19V18H65ZM78 19V18H77ZM81 19V18H80ZM90 19H88V20H90ZM108 19V18H107ZM111 19H113V18H111ZM125 19V18H124ZM150 19V18H149ZM161 19V18H160ZM223 20V21H219L218 22V20ZM13 21H14V19H12ZM17 20V19H16ZM25 20V19H24ZM52 20V19H51ZM54 20V19H53ZM57 20H59V19H57ZM61 20V19H60ZM67 20V19H66ZM65 20V21H66ZM69 20H71V19H69ZM68 20V21H69ZM72 20H74V19H72ZM100 20V19H99ZM109 20V19H108ZM127 20H128V18H127ZM143 20V19H142ZM146 20H147V18H146ZM157 20H158V18H157ZM162 20H164V19H162ZM48 21H49V19H48ZM63 21V20H62ZM84 21V20H83ZM86 21H87V19H86ZM90 21H92L93 22V20H90ZM148 21H150V20H147V23H148ZM160 21V20H159ZM208 21H211L212 23L211 24H209V22ZM1 22H2V20H1ZM4 22V21H3ZM6 22V21H5ZM4 22V23H5ZM46 22H47V20H46ZM59 22V21H58ZM64 22V21H63ZM77 22V21H76ZM82 22V21H81ZM85 22V21H84ZM95 22V21H94ZM107 22V21H106ZM113 22V21H112ZM117 23H118V21H116ZM157 22V21H156ZM193 22H195V21H193ZM201 22V23H202ZM220 22H222V25H221V23ZM19 23H20V21H19ZM56 23V22H55ZM54 23V24H55ZM60 23V22H59ZM67 23V22H66ZM88 23H90V22H88ZM98 23H99V21H98ZM101 23V22H100ZM110 23H111V21H110ZM159 23V22H158ZM160 23H161V21H160ZM162 23H163V21H162ZM161 23V24H162ZM189 23V22H188ZM198 23V22H197ZM200 23V22H199ZM220 23V25H216V24H219ZM26 24V23H25ZM58 24V23H57ZM61 24V23H60ZM59 24V25H60ZM75 24V23H74ZM83 23H81V25H82ZM93 24H95V23H93ZM92 24V25H93ZM113 24V23H112ZM121 24V23H120ZM123 24V23H122ZM127 24H128V22H127ZM141 24V23H140ZM150 24V23H149ZM205 24H207V25H205ZM5 25V24H4ZM12 25V24H11ZM21 25V24H20ZM23 25V24H22ZM73 25V24H72ZM78 25H79V23L77 24V27H78ZM129 25H130V23H129ZM148 25V24H147ZM186 25V24H185ZM190 25V24H189ZM194 25V24H193ZM192 25V26H193ZM196 25V24H195ZM16 26V25H15ZM71 26V25H70ZM75 26V25H74ZM91 26V25H90ZM93 26H95V25H93ZM93 26H91V28L93 27ZM132 26V25H131ZM133 26H135V25H133ZM154 26V25H153ZM161 26V25H160ZM191 26V27H192ZM0 27H3V26H0ZM21 27V26H20ZM24 27H25V25H24ZM59 27H61V26H59ZM58 27V28H59ZM62 27L64 28V26L62 25ZM62 27L60 28V29H62ZM68 26H66V28H67ZM76 27V26H75ZM81 27V26H80ZM110 27V26H109ZM115 27V26H114ZM143 27V26H142ZM152 27V26H151ZM156 27V26H155ZM155 27H153V28H155ZM222 27H223V30H225L224 32L222 31ZM9 28V27H8ZM30 28V27H29ZM28 28V29H29ZM33 28V27H32ZM32 28H30V29H32ZM53 28V27H52ZM54 28H55V26H54ZM53 28V29H54ZM72 28V27H71ZM82 28H83V26H82ZM86 28V27H85ZM90 28V27H89ZM90 28V29H91ZM100 28V27H99ZM108 28V27H107ZM111 28V27H110ZM160 28V27H159ZM186 29H188V30H190L189 29V27L187 28V27H185ZM4 29H7V27L6 28H4ZM14 29H16V28H14ZM13 29V30H14ZM29 29V30H30ZM65 29V28H64ZM64 29L62 30V32L64 31ZM73 29H75L74 27H73ZM90 29H89V31H90ZM95 29V28H94ZM116 29H117V27H116ZM161 29H162V27H161ZM193 29V28H192ZM59 30V29H58ZM79 30H81V29H79ZM82 30H86V29H82ZM96 30V29H95ZM118 30H120V27H119V29ZM128 30V29H127ZM149 30V29H148ZM147 30V31H148ZM150 30H152V29H150ZM22 31V30H21ZM27 31V30H26ZM48 31V30H47ZM50 31V30H49ZM73 31V30H72ZM94 31V30H93ZM97 31V30H96ZM99 31V30H98ZM115 31H117V30H115ZM122 31V30H121ZM136 31H137V29H136ZM142 31V30H141ZM145 31V30H144ZM153 31H155L156 33H157V31H156V29L155 30H153ZM160 31V30H159ZM167 31V30H166ZM29 32V31H28ZM32 32V31H31ZM56 32V31H55ZM54 32V33H55ZM60 32L61 31H59V33H58V36L60 35ZM81 32V31H80ZM87 32V31H86ZM104 32H106L105 30H104ZM126 32V31H125ZM129 32V31H128ZM152 32V31H151ZM161 32V31H160ZM168 32V31H167ZM170 32V31H169ZM192 33H193V30L191 31ZM199 32V33H200ZM205 32V31H204ZM207 32H205V34L207 33ZM9 33V32H8ZM15 33H16V31H15ZM22 33H25V32H22ZM36 33H37V31H36ZM47 33H49V32H47ZM95 33V32H94ZM120 33V32H119ZM122 33H123V31H122ZM141 33V32H140ZM145 33H146V31H145ZM153 33V32H152ZM151 33V34H152ZM162 33V32H161ZM164 33V32H163ZM162 33V34H163ZM188 33V32H187ZM34 34V31H33V33H32V35ZM51 34H53L52 32H51ZM56 34V33H55ZM61 34H63V33H61ZM64 34H65V31H64ZM73 34V33H72ZM79 34V33H78ZM83 34H85V33H83L82 32V36H83ZM96 34H98V33H96ZM129 34V33H128ZM127 34V35H128ZM136 34V33H135ZM144 34V33H143ZM155 34V33H154ZM153 34V35H154ZM158 34H159V32H158ZM157 34V35H158ZM165 34V33H164ZM163 34V35H164ZM184 34V33H183ZM191 34V33H190ZM198 34V33H197ZM209 34H207V35H209ZM213 34V35H212ZM15 35V34H14ZM40 35H41V32H40ZM39 35V37H40V40H43V39H41V36ZM66 35H67V30H66ZM88 35H90V34H88ZM137 35H139V34H137ZM145 35V34H144ZM152 35V36H153ZM160 35V34H159ZM163 35H161L160 37L162 38L163 37ZM168 35H169V33H168ZM184 35H186V34H184ZM191 35H193V34H191ZM195 35H196V33H195ZM194 35V36H195ZM206 35V36H207ZM8 36H10V35H8ZM18 36V35H17ZM21 36V35H20ZM43 36H44V34H43ZM54 36V35H53ZM53 36H51L52 38H53ZM63 36V35H62ZM61 36V37H62ZM76 36V35H75ZM91 36V35H90ZM100 36V35H99ZM129 36V35H128ZM127 36V37H128ZM140 36H142V35H140ZM140 36H137L138 38H140ZM146 36V35H145ZM144 36V37H145ZM148 36V35H147ZM152 36H149V37H147V38H152ZM165 36V35H164ZM171 36V35H170ZM190 36V35H189ZM199 36L201 37L202 35H200L199 34ZM209 36V37H210ZM5 37V36H4ZM14 37V36H13ZM15 37H16V35H15ZM56 37V36H55ZM54 37V38H55ZM60 37V36H59ZM65 37V36H64ZM135 37V36H134ZM156 37V36H155ZM193 36H191L190 38H192ZM198 37V36H197ZM204 37V36H203ZM8 38H10V37H8ZM44 38V37H43ZM86 38V37H85ZM94 38V37H93ZM101 38V37H100ZM137 38V39H138ZM147 38H145L146 40H147ZM150 38V40H152ZM161 38H159V39H161ZM163 38H165V37H163ZM187 38H189L188 36H187ZM186 38V39H187ZM205 38V37H204ZM13 40H17V38H12ZM51 39V38H50ZM50 39H49V41H50ZM55 39H57V38H55ZM55 39L53 40V42L55 41ZM65 39V38H64ZM137 39H135V41L137 40ZM142 39H143V37H142ZM145 39H143V40H145ZM169 39V38H168ZM172 38H170V40H171ZM185 39V38H184ZM201 39V38H200ZM206 39H208V38H205V40ZM9 40V39H8ZM20 41H21V39H19ZM25 40V39H24ZM27 40V39H26ZM61 40V39H60ZM66 40V39H65ZM83 40H86V39H83ZM89 40H90V38H89ZM98 40V39H97ZM140 40V39H139ZM164 40V39H163ZM162 39L161 40H159V41H163ZM189 40V42H190V39H188ZM202 40V39H201ZM3 41V40H2ZM29 41V40H28ZM62 41V40H61ZM64 41V40H63ZM67 41V40H66ZM95 41H96V38H95ZM101 41V40H100ZM99 41V42H100ZM138 41V40H137ZM148 41V40H147ZM167 41V40H166ZM177 41H178V39H177ZM192 42L193 41H195V40H191ZM198 41V40H197ZM207 41H209V40H207ZM206 41V42H207ZM211 41V40H210ZM209 41V42H210ZM9 42V41H8ZM22 42V41H21ZM20 42V43H21ZM30 42V41H29ZM41 42V41H40ZM52 42V43H53ZM68 42V41H67ZM81 42V41H80ZM89 42H91V40L89 41ZM88 42V43H89ZM104 42H105V39H104ZM109 42V41H108ZM132 42H133V40H132ZM139 42V41H138ZM155 42V41H154ZM157 42V41H156ZM164 42V41H163ZM171 42V41H170ZM170 42H167V43H170ZM180 42V41H179ZM183 42V41H182ZM191 42V43H192ZM202 42H203V40H202ZM2 43V42H1ZM5 43H7V42H4V44ZM19 43V42H18ZM47 43V42H46ZM45 42L43 43V44H46ZM52 43H51V45H52ZM62 43V42H61ZM86 43V42H85ZM94 43H97V42H94ZM106 43H107V41H106ZM110 43V42H109ZM150 43V42H149ZM164 43H166V42H164ZM181 43V42H180ZM191 43H190V45L189 46H191ZM196 43V42H195ZM208 43V42H207ZM13 44H17L16 42H13ZM37 44V43H36ZM58 44H60L59 42H58ZM63 44V43H62ZM64 44H65V42H64ZM143 44H145V43H143ZM147 44V43H146ZM152 44V43H151ZM156 44V43H155ZM159 44V43H158ZM157 44V45H158ZM162 44V43H161ZM161 44H159V45H161ZM199 44H201V41H199ZM27 45V44H26ZM40 45H41V43H40ZM48 45V44H47ZM56 45V44H55ZM61 45V44H60ZM66 45V44H65ZM80 45H82V44H80ZM97 45V44H96ZM96 45H95V47H96ZM102 45V44H101ZM133 45H135V44H133ZM137 45V44H136ZM142 45V44H141ZM153 45V44H152ZM151 45V46H152ZM167 45V44H166ZM170 45V44H169ZM167 46V47H170V46ZM176 46H177V44H175ZM181 45H182V43H181ZM205 45V44H204ZM10 46V45H9ZM23 46H25V45H23ZM30 46V45H29ZM49 46V45H48ZM64 46V45H63ZM69 46V45H68ZM88 46V45H87ZM99 46V45H98ZM106 46V45H105ZM150 46V45H149ZM156 46V45H155ZM154 46V47H155ZM175 46V47H176ZM185 46V45H184ZM198 46V45H197ZM199 46H201V45H199ZM198 46V47H199ZM206 46V45H205ZM15 47H16V45H15ZM50 47V46H49ZM55 47H57V45L55 46ZM58 47H59V45H58ZM79 47V46H78ZM100 47V46H99ZM98 47V48H99ZM103 47V46H102ZM157 47V46H156ZM161 47V46H160ZM163 47V46H162ZM172 47V46H171ZM170 47V48H171ZM174 47V46H173ZM174 47V48H175ZM188 47V46H187ZM193 46H191V47H189L188 49H190V48H192ZM202 47V46H201ZM200 47V50H202V48ZM204 47V46H203ZM209 47V46H208ZM12 48V47H11ZM14 48V47H13ZM20 48H22V46H20ZM33 48V47H32ZM37 48V47H36ZM43 48V47H42ZM79 48H81V47H79ZM139 48V47H138ZM142 48V47H141ZM141 48H140V50H141ZM147 48V47H146ZM164 49H165V47H163ZM169 48V49H170ZM194 48V47H193ZM195 48H196V46H195ZM194 48V49H195ZM212 48V47H211ZM214 48V47H213ZM8 49V48H7ZM7 49H6V51H7ZM19 49V48H18ZM25 49H26V47H25ZM44 49V48H43ZM45 49H47V48H45ZM52 49H53V47H52ZM55 49V48H54ZM58 49V48H57ZM56 49V50H57ZM88 49V48H87ZM176 49H178V48H176ZM175 49V50H176ZM180 49V48H179ZM182 49V48H181ZM183 49H184V47H183ZM187 49V50H188ZM205 49H208L207 47L205 48ZM22 50H23V48H22ZM34 50H35V48H34ZM81 50V49H80ZM137 50V49H136ZM152 50V49H151ZM156 50V49H155ZM159 50V49H158ZM161 50V49H160ZM172 50H173V48H172ZM171 50V51H172ZM175 50L174 51H172V52H174L175 53ZM185 50H186V48H185ZM204 50V49H203ZM15 51V50H14ZM17 51V50H16ZM25 51V50H24ZM36 51V50H35ZM39 51V50H38ZM48 51H49V48H48ZM53 51V50H52ZM83 51H84V47H83ZM138 51V50H137ZM165 50H163V52H164ZM167 51H169L168 49H167ZM190 51V50H189ZM199 50H197V52H198ZM208 51H212V50H208ZM207 50H206V52L205 53H207L208 52ZM1 52V51H0ZM29 52H31V51H29ZM37 52V51H36ZM40 52V51H39ZM158 52V51H157ZM182 52V51H181ZM181 52L179 53V55L181 54ZM186 52V51H185ZM201 52V51H200ZM13 53V52H12ZM18 53H21L20 51L18 52ZM32 53H34V52H31V54ZM83 53H85V52H83ZM155 53V52H154ZM161 53V52H160ZM191 53V52H190ZM190 53H188L187 52V54H190ZM202 53V52H201ZM208 53V54H209ZM13 54H15V53H13ZM17 54V53H16ZM43 54V53H42ZM90 54V53H89ZM102 54V53H101ZM171 54V53H170ZM183 55H185L184 53H182ZM194 54H195V52H194ZM198 54H200V53H198ZM207 54V55H208ZM10 55V54H9ZM26 55V54H25ZM28 55V54H27ZM39 55H41L40 53H39ZM38 55V56H39ZM44 55V54H43ZM94 55V54H93ZM104 55V54H103ZM102 55V56H103ZM163 55H165V53L163 54ZM177 55V54H176ZM22 56H23V54H22ZM42 56V55H41ZM45 56V55H44ZM75 56V55H74ZM73 56V59L75 58ZM91 56V55H90ZM105 56H107V55H105ZM152 56H156L155 54H153ZM167 56H168V52H167ZM190 56V55H189ZM4 57V56H3ZM11 57H12V55H11ZM14 57V56H13ZM17 57V56H16ZM27 57V56H26ZM35 57V56H34ZM95 57H100L99 55L97 56H95ZM162 57V56H161ZM164 57V56H163ZM173 57H174V55H173ZM172 57V55L170 56V58H173ZM186 57V56H185ZM188 57V56H187ZM193 57V56H192ZM195 57V56H194ZM197 57V56H196ZM205 57V56H204ZM206 57H208V56H206ZM210 57V56H209ZM2 58V57H1ZM15 58V57H14ZM19 58V57H18ZM24 58H25V56H24ZM76 58H78V57H76ZM75 58V59H76ZM87 58V57H86ZM154 58H156V57H154ZM160 58V57H159ZM158 58V59H159ZM165 58V57H164ZM169 58V57H168ZM198 58V57H197ZM199 58H202V54H201V57H199ZM198 58V59H199ZM38 59V58H37ZM71 59V58H70ZM92 59V58H91ZM99 59H101V58H99ZM157 59V60H158ZM181 59H183V58H181ZM197 59V60H198ZM208 59V58H207ZM65 60V59H64ZM72 60V59H71ZM77 60V59H76ZM80 60V59H79ZM120 60V58L119 59H117V63L118 64H120L119 61ZM160 60V59H159ZM168 60H170V59H168ZM178 60V59H177ZM180 60V59H179ZM184 60H187V58H184L183 59V61ZM189 60H190V58H189ZM194 60H195V58H194ZM204 60H206V59H204ZM212 60V61H213ZM4 61V60H3ZM16 61V60H15ZM21 61V60H20ZM28 61V60H27ZM33 61V60H32ZM31 61V62H32ZM90 61V60H89ZM95 61H98V60H95ZM103 61V60H102ZM122 61V60H121ZM163 61V60H162ZM167 60H165L164 62H166ZM173 61H176L175 60V57H174V60H172V62ZM191 61V60H190ZM200 61V60H199ZM10 62H11V60H10ZM18 62V61H17ZM16 62V63H17ZM25 62H26V60H25ZM65 62H67V61H65ZM69 62V61H68ZM92 62V61H91ZM106 62V61H105ZM110 61H108V63H109ZM112 62V61H111ZM116 62V60L114 61V63ZM155 62H156V60H155ZM155 62H153L152 64H155ZM160 62H161V60H160ZM189 62V61H188ZM188 62H184V64L185 63H188ZM201 62V61H200ZM206 62V61H205ZM209 62H211V61H209ZM9 63V62H8ZM33 63V62H32ZM36 63V62H35ZM40 63V62H39ZM103 63V62H102ZM122 63V62H121ZM168 63V62H167ZM169 63H171V62H169ZM178 63V62H177ZM179 63H180V61H179ZM181 63H183V62H181ZM193 63V62H192ZM196 63V62H195ZM203 63H204V61H203ZM207 63V62H206ZM13 63H11V65H12ZM15 64V63H14ZM27 64V63H26ZM41 64V63H40ZM93 64V63H92ZM105 64V63H104ZM158 64V63H157ZM156 64V65H157ZM172 64V63H171ZM194 64V63H193ZM193 64H192V66H193ZM199 64V63H198ZM2 65V64H1ZM16 65V64H15ZM34 65V64H33ZM36 65V64H35ZM96 65V64H95ZM99 65H101V64H99ZM106 65V64H105ZM110 66H111V64H109ZM165 65V64H164ZM164 65H162V68H163V66ZM173 65H175V64H173ZM190 65V64H189ZM196 66H197V64H195ZM209 65V64H208ZM207 65V66H208ZM26 66V65H25ZM117 66V65H116ZM115 66V67H116ZM158 66H159V64H158ZM182 66H183V64H182ZM200 66V65H199ZM198 66V67H199ZM212 65H211V63H210V67H211ZM213 66V67H214ZM37 67V66H36ZM101 67V66H100ZM102 67H105L104 65L102 66ZM106 67H107V65H106ZM114 67V69L117 71L118 69H116ZM157 67V66H156ZM164 67H166V66H164ZM169 66L167 65V68H168ZM179 67H181V66H179ZM184 67V66H183ZM187 67V66H186ZM186 67H184V68H186ZM190 67V66H189ZM0 68H1V66H0ZM4 68V67H3ZM11 68V67H10ZM13 68V67H12ZM17 68V67H16ZM34 68V67H33ZM161 68V69H162ZM167 68H166V70H167ZM170 69H171V67H169ZM178 68V67H177ZM183 68V69H184ZM207 68V67H206ZM2 69V68H1ZM35 69L36 68H34V71H35ZM107 69V68H106ZM111 69V68H110ZM120 69V68H119ZM164 69V68H163ZM173 69V68H172ZM186 69H188V68H186ZM194 69V68H193ZM195 69L196 70H198L196 67H195ZM201 69H203L202 67L200 68V71H196V72H201L202 70ZM211 69H213V68H211ZM2 70H4V69H2ZM19 70H20V68H19ZM169 70V69H168ZM177 70H179V69H177ZM176 70V71H177ZM182 70V69H181ZM204 70H206V69H204ZM210 70V69H209ZM36 71H39V69L37 70L36 69ZM101 71V70H100ZM173 71V70H172ZM188 71V70H187ZM189 71H191V70H189ZM195 71V70H194ZM208 71V70H207ZM206 71V72H207ZM4 72H5V70H4ZM3 72V73H4ZM20 72V71H19ZM25 72V71H24ZM31 72V71H30ZM33 72V71H32ZM111 72H113V71H111ZM164 72H168V71H164ZM169 72H170V70H169ZM168 72V73H169ZM183 72V71H182ZM209 72V71H208ZM9 73V72H8ZM17 73V72H16ZM108 73V72H107ZM114 73V72H113ZM173 73V72H172ZM187 73H189V72H187ZM5 74H7V73H5ZM15 74V73H14ZM18 74H20V73H18ZM43 75H44V73H42ZM170 75H171V73H169ZM175 74V73H174ZM180 74V73H179ZM189 74H192V73H189ZM187 75V76H190V75ZM195 73H193L190 77H192V76H194V78H195V75H197V74H195ZM211 74H209V75H211ZM3 75V74H2ZM23 75H26V74H23ZM46 75V74H45ZM45 75H44V78L43 79H45ZM54 76H56L55 74H53ZM93 75V74H92ZM101 75H102V73H101ZM166 75V74H165ZM169 75V76H170ZM182 75V74H181ZM184 75H186V72H185V74ZM1 76V75H0ZM30 76H33V75H30ZM35 76H36V74H35ZM42 76V75H41ZM47 76L48 75H46V79H47ZM52 76V75H51ZM107 76V75H106ZM105 76V77H106ZM112 77L111 75H108V77L107 78H110V77ZM187 76H186V78H187ZM199 76V75H198ZM201 76V75H200ZM199 76V77H200ZM5 77V76H4ZM3 77V78H4ZM20 77V76H19ZM28 77V76H27ZM49 77V76H48ZM166 77V76H165ZM170 77H174L173 76V74H172V76H170ZM178 77H182V76H178ZM184 77V76H183ZM204 77H206L205 76V74H204ZM9 78V77H8ZM7 78V79H8ZM25 78V77H24ZM33 78H35L34 76H33ZM37 78H38V76H37ZM36 78V79H37ZM54 78V77H53ZM90 78H91V76H90ZM93 78H94V76H93ZM98 79H99V77H97ZM101 78V77H100ZM103 78V77H102ZM164 78V77H163ZM189 78V77H188ZM198 78V77H197ZM201 78V77H200ZM211 78V77H210ZM10 79V78H9ZM30 79H32L31 77H30ZM48 79H50V77L48 78ZM65 79V78H64ZM67 79V78H66ZM65 79V80H66ZM89 79V78H88ZM112 79V78H111ZM113 79H114V77H113ZM192 79H193V77H192ZM202 79H204V78H202ZM211 79H213V78H211ZM24 80V79H23ZM55 80V79H54ZM57 80H59V79H57ZM73 80V79H72ZM75 80V79H74ZM90 80V79H89ZM93 80H96V79H93ZM102 80V79H101ZM104 80V79H103ZM107 80H109V79H105V81L107 82ZM168 80V79H167ZM174 80V79H173ZM177 81H178V79H176ZM175 80V81H176ZM180 80H182V79H180ZM189 80V79H188ZM209 80V79H208ZM12 81V80H11ZM18 81H20V79L18 80ZM41 81V80H40ZM39 81V82H40ZM47 81V80H46ZM50 81H52L51 79H50ZM49 81V82H50ZM86 81V83L88 82V80H85ZM84 81V82H85ZM90 81H92V78H91V80ZM185 81V80H184ZM196 82H198V79H196L195 80ZM205 81V80H204ZM206 81H207V79H206ZM211 81V80H210ZM21 82V81H20ZM38 82V81H37ZM42 82V81H41ZM44 82H45V80H44ZM48 82V81H47ZM49 82H48V84H49ZM65 82V81H64ZM94 83L95 82H98L97 80L96 81H93ZM110 82H113V80H111ZM109 82V83H110ZM114 82H116V81H114ZM173 82V81H172ZM171 82V83H172ZM181 82H183V81H181ZM192 82H194V81H191V82H189V83H191L192 84ZM200 83L202 82L201 81V79H200V81H199ZM13 83V82H12ZM19 83V82H18ZM24 83V82H23ZM30 83V82H29ZM54 83V82H53ZM57 83V82H56ZM67 83V82H66ZM65 83V84H66ZM75 83V82H74ZM85 83V85L84 86H86L87 84ZM89 83H92V82H88V84ZM99 83H100V81H99ZM104 83V82H103ZM178 83V82H177ZM180 83V82H179ZM184 83V82H183ZM210 83V82H209ZM209 83H207V84H209ZM214 83H213V86H214ZM3 84V83H2ZM44 84V83H43ZM50 84H51V82H50ZM71 83H69V85H70ZM84 84V83H83ZM105 84V83H104ZM115 84V83H114ZM114 84H113V86H114ZM116 84H118V83H116ZM174 84H176V82L174 83ZM182 84V83H181ZM188 84V83H187ZM194 84H197V83H194ZM56 85V84H55ZM68 85V84H67ZM76 86H77V84H75ZM96 85V84H95ZM108 85V84H107ZM106 85V86H107ZM110 85V87H111V84H109ZM169 85H171V84H169ZM199 84H197L196 86H198ZM203 85V84H202ZM204 85H206V83H204ZM211 85V84H210ZM210 85H208V86H210ZM11 86V85H10ZM26 86V85H25ZM44 86V85H43ZM50 86V85H49ZM82 86V85H81ZM88 86H90V85H88ZM96 86H98V85H96ZM117 86L118 85H115L113 88L115 89V87H116V89H117ZM168 86V85H167ZM179 86H181V85H179ZM193 86V85H192ZM208 86H206V87H208ZM212 86V85H211ZM2 87V86H1ZM0 87V88H1ZM5 87V86H4ZM15 87V86H14ZM27 87V86H26ZM42 87V86H41ZM52 87V86H51ZM54 87H56V86H54ZM71 87H74V85L73 86H71ZM79 87H80V85H79ZM78 87V88H79ZM91 87H93V84H92V86ZM103 87V86H102ZM101 87V88H102ZM109 87V86H108ZM107 87V88H108ZM119 87V86H118ZM171 87V86H170ZM175 87H178V86H175ZM182 87V86H181ZM183 87H185V85L183 86ZM199 87V86H198ZM204 87V86H203ZM206 87H205V89H206ZM16 88V87H15ZM40 88V87H39ZM38 88V89H39ZM44 88V87H43ZM46 88V87H45ZM53 88V87H52ZM66 88V87H65ZM189 88V87H188ZM191 88V87H190ZM193 88V87H192ZM36 89H37V87H36ZM56 89V88H55ZM67 89V88H66ZM69 89H71L72 90V88H70L69 87ZM96 89V88H95ZM100 89V88H99ZM103 89V88H102ZM104 89H106V87H104ZM104 89L102 90V91H104ZM109 89V88H108ZM119 90L121 89V88H118ZM172 89V88H171ZM179 89H180V87H179ZM199 89V91H201L200 89H202V86L200 87V88H198ZM210 89H211V87H210ZM209 89V91H212L213 89H211L210 90ZM14 90V89H13ZM27 90V89H26ZM43 90V89H42ZM46 90V89H45ZM53 90V89H52ZM65 90V89H64ZM84 90V89H83ZM93 90H94V88H93ZM92 90V91H93ZM169 90V89H168ZM173 90V89H172ZM176 89H174L173 91H175ZM186 90H188V92L187 93H189V92H191V91H189V89H186ZM192 90V89H191ZM196 90V89H195ZM195 90H193V91H195ZM207 90V89H206ZM215 90V89H214ZM29 91H30V89H29ZM36 91V90H35ZM51 91V90H50ZM56 91V90H55ZM101 91V90H100ZM101 91V92H102ZM109 91H110V89H109ZM172 91V92H173ZM178 91V90H177ZM183 91H185V90H183ZM203 91H204V89H203ZM23 92V91H22ZM37 92H39V91H37ZM42 92V91H41ZM47 92V91H46ZM45 92V93H46ZM51 92H54V91H51ZM51 92H47L48 94H50ZM64 92V91H63ZM66 92V91H65ZM64 92V93H65ZM69 92V94H70V91H68ZM87 92V91H86ZM99 92V91H98ZM112 92H115L114 90L112 91ZM119 92V91H118ZM171 92V93H172ZM186 92H184V94L186 93ZM195 92H197L198 93V91H195ZM195 92H193L194 94H196ZM202 92V91H201ZM200 92V93H201ZM205 92V91H204ZM213 93H216V92H214V91H212ZM1 93H3V92H0V94ZM6 93V92H5ZM4 93V94H5ZM57 93V92H56ZM72 93V92H71ZM76 93V92H75ZM89 93L91 94V92L89 91ZM170 93V94H171ZM24 94V93H23ZM23 94H21V95H23ZM27 95H28V93H26ZM52 94V93H51ZM66 94H68V93H66ZM68 94V95H69ZM73 94V93H72ZM87 94V93H86ZM98 94V93H97ZM161 94V93H160ZM181 94V91H180V93L179 94H175V96H177V95H180ZM190 94V93H189ZM10 95V94H9ZM40 96H41V94H39ZM43 95V94H42ZM45 95V94H44ZM58 95V94H57ZM62 95V94H61ZM61 95H59V96H61ZM64 95V94H63ZM67 95V96H68ZM93 95H95V94H93ZM100 95V94H99ZM198 95V94H197ZM201 95V94H200ZM199 95V96H200ZM214 95V94H213ZM216 95V94H215ZM7 96V95H6ZM18 93L17 92H15V93H13V96L11 95L10 97L13 99L12 101H15V103L17 102V100H18ZM26 96V95H25ZM40 96H39V98H40ZM90 95H88V97H89ZM97 96V95H96ZM172 96V95H171ZM201 96V97H202ZM204 96V97H205ZM22 98H21V100H23V99H25V98H23V96H21ZM37 97V96H36ZM42 98H43V96H41ZM51 97H52V95H51ZM53 97H56L57 98V96H54L53 95ZM64 97H66V96H64ZM70 97V96H69ZM72 97V96H71ZM71 97H70V99H71ZM76 97V96H75ZM78 97H80V96H78ZM94 98H95V96H93ZM177 97H179V96H177ZM176 97V98H177ZM189 97V96H188ZM195 97V101L197 102V101H199V100H197L196 98V95L194 96ZM203 97V98H204ZM216 97H217V95H216ZM39 98H38V101H40L39 100ZM41 98V99H42ZM47 98V97H46ZM55 98V99H56ZM61 98H62V96H61ZM90 98V97H89ZM180 98V97H179ZM178 98V99H179ZM214 98V97H213ZM4 99V98H3ZM54 99V98H53ZM58 99H59V97H58ZM64 100L66 99V98H63ZM74 99V98H73ZM72 99V101L74 102V100ZM76 99V98H75ZM96 99V98H95ZM189 99H191V97L189 98ZM199 99H201L200 100V105L202 104V98H200L199 97ZM205 99H203L204 101L203 102H205L206 103V100ZM209 99V100H208ZM255 99V98H254ZM8 100V99H7ZM45 100H47V99H45ZM57 100V99H56ZM69 100V99H68ZM97 100V102H98V99H96ZM106 100V99H105ZM192 100V99H191ZM190 100V101H191ZM211 100V101H210ZM261 100V99H260ZM5 101H6V99H5ZM11 101V102H12ZM26 101H28V100H26ZM44 101V100H43ZM50 101V100H49ZM52 101V100H51ZM58 101V100H57ZM62 102H63V100H61ZM65 101H67V100H65ZM92 101V100H91ZM104 101V100H103ZM254 101V100H253ZM252 101V102H253ZM3 101H1V103H2ZM25 102V101H24ZM29 102V101H28ZM33 102V101H32ZM35 102V101H34ZM58 102H60V101H58ZM61 102V103H62ZM69 102H70V100H69ZM72 102V103H73ZM96 102V101H95ZM210 102H211V104H210ZM214 102V101H213ZM23 103V102H22ZM64 103V102H63ZM75 103V102H74ZM91 103V102H90ZM198 102H197V104H199ZM204 103V104H205ZM9 104V103H8ZM11 104H13V105H15L14 103H11ZM29 104H30V102H29ZM32 104H34V103H32ZM57 104V103H56ZM60 104V103H59ZM67 104V103H66ZM71 104V103H70ZM195 103H193V105H194ZM206 104H208V103H206ZM4 105H5V103H4ZM11 106L10 107V109H9V107L7 108L9 111H12V112H16L15 111V109H13L14 108V106ZM44 105V104H43ZM65 105V104H64ZM68 105H69V103H68ZM91 105V104H90ZM89 105V106H90ZM96 105V104H95ZM98 105V104H97ZM192 105V106H193ZM251 105V104H250ZM256 106H257V104H255ZM24 106V105H23ZM22 106V107H23ZM26 107H27V105H25ZM48 106H49V104H48ZM52 106V105H51ZM51 106H49V110L51 109L50 107ZM59 106V105H58ZM100 106V105H99ZM98 106V107H99ZM103 106H107V104L105 105H103ZM188 106V105H187ZM195 106H199V105H194V107ZM248 106V105H247ZM252 106L253 108H257V107H259V106ZM17 107H18V105H17ZM31 107V106H30ZM37 107V106H36ZM55 107H57V106H55ZM60 107H62V106H60ZM64 107V106H63ZM68 107V106H67ZM84 107V106H83ZM82 107V108H83ZM93 107H94V105H93ZM204 107H205V105H204ZM3 108V107H2ZM33 108V107H32ZM40 108V107H39ZM58 108V107H57ZM66 108V107H65ZM78 108H79V106H78ZM85 109L87 108V107H84ZM91 108V107H90ZM106 108V107H105ZM105 108H103V109H101L102 111H104V109ZM191 108H193V107H190V109ZM198 108V107H197ZM246 108H248V107H246ZM250 108V107H249ZM29 109V108H28ZM37 110H38V108H36ZM46 109V108H45ZM63 109L64 108H62V112H63ZM66 109H68V108H66ZM65 109V110H66ZM72 109V108H71ZM88 109V108H87ZM108 109V108H107ZM195 109V108H194ZM254 109V110H255ZM4 110V109H3ZM17 110V109H16ZM21 110H23V109H21ZM31 110V109H30ZM48 110V111H49ZM59 110V109H58ZM92 110V109H91ZM98 110H99V108H98ZM106 110V109H105ZM178 110V109H177ZM177 110H175L174 111V113H177ZM199 110H201V108L199 107V109H198V111ZM211 110V111H210ZM241 110V109H240ZM253 110V111H254ZM2 110H0V112H1ZM39 111H42V110H40L39 109ZM68 111H69V109H68ZM70 111H72V110H70ZM75 111H77V110H75ZM101 111V112H102ZM170 111H172V110H170ZM256 111V110H255ZM260 111V110H259ZM2 112H4V111H2ZM23 113H25V110H23L22 111ZM27 112V111H26ZM30 112V111H29ZM35 112H38V111H34V113ZM43 112V111H42ZM60 112V111H59ZM65 112V111H64ZM73 112V111H72ZM78 112V111H77ZM105 112V111H104ZM156 112V111H155ZM154 112V113H155ZM48 113V112H47ZM52 113V112H51ZM51 113H49L50 115H52ZM56 113H57V111H56ZM71 113V112H70ZM89 113H90V110H89ZM88 113V114H89ZM145 113H147V112H145ZM151 113V112H150ZM174 113H172L173 115H174ZM179 113H181L180 111H179ZM249 113V112H248ZM258 114H259V112H257ZM2 114V113H1ZM7 114H9L8 112H7ZM31 114H33V113H31ZM41 114V113H40ZM63 114V113H62ZM66 114H69V113H66ZM75 114H76V112H75ZM82 114V113H81ZM88 114H86V115H88ZM91 114H93V113H91ZM96 114V113H95ZM104 114V113H103ZM107 114V113H106ZM108 114H109V112H108ZM143 114V116H144V113H142ZM148 114V113H147ZM146 114V116L147 117H149L148 115ZM166 114L167 113H165V116H166ZM182 114V113H181ZM10 115V114H9ZM9 115H8V117H9ZM24 115V114H23ZM34 115V114H33ZM32 115V116H33ZM43 115H47V114H43ZM64 115V114H63ZM62 115V116H63ZM72 115H73V113H72ZM77 115H79V114H77ZM113 115V114H112ZM151 115V114H150ZM153 115H155V114H153ZM153 115H151L152 117H154ZM156 115H158V117H159V114H156ZM155 115V116H156ZM168 115V114H167ZM184 115V114H183ZM199 115L200 114H198V117H199ZM241 115H243V112H242V114ZM10 116H12V115H10ZM36 116V115H35ZM41 116V115H40ZM54 116H56V117H59V116H57V115H54ZM69 116V118H70V114L68 115ZM96 116V115H95ZM94 116V117H95ZM104 116V115H103ZM102 116V117H103ZM111 116V115H110ZM110 116H109V118H110ZM175 116H176V114H175ZM187 116V115H186ZM197 116V115H196ZM3 117V116H2ZM7 117V116H6ZM5 117V118H6ZM13 117V116H12ZM29 117V116H28ZM39 117V116H38ZM42 117V116H41ZM47 117V116H46ZM49 117V116H48ZM82 117H85V115L84 116H82ZM106 117V116H105ZM115 117V116H114ZM160 117H161V115H160ZM179 117V116H178ZM182 117V116H181ZM193 117V116H192ZM244 117V116H243ZM264 117V116H263ZM18 118V117H17ZM21 118V117H20ZM23 118V117H22ZM33 118V117H32ZM45 118V117H44ZM50 118V117H49ZM62 118V117H61ZM65 118V117H64ZM68 118V117H67ZM72 118V117H71ZM70 118V119H71ZM79 117L77 116V119H78ZM90 118H91V116H90ZM93 118V117H92ZM144 119L146 118L145 116L143 117ZM166 118H167V116H166ZM180 118V117H179ZM185 118V117H184ZM187 118V117H186ZM197 118V117H196ZM201 118V117H200ZM199 118V119H200ZM8 119V118H7ZM13 119V118H12ZM11 119V117H10V119L9 120H12ZM23 119H26V118H23ZM36 119V118H35ZM43 119V118H42ZM53 119V118H52ZM74 119V118H73ZM89 119V118H88ZM95 119V118H94ZM93 119V120H94ZM104 119V118H103ZM115 118H113V120H114ZM118 119V118H117ZM147 119V118H146ZM151 118H149V120H150ZM160 119V118H159ZM168 119V118H167ZM181 120H183L182 118H180ZM3 120V119H2ZM27 120V119H26ZM38 120H40V119H38ZM44 120V119H43ZM45 120H47V118L45 119ZM54 120V119H53ZM75 120V119H74ZM92 120V121H93ZM106 120H109V119H106ZM153 120V119H152ZM155 120H157L156 118H155ZM161 120V119H160ZM171 120H173V119H171ZM181 120H179V121H181ZM193 120V119H192ZM8 121V120H7ZM14 121V120H13ZM13 121H12V123H13ZM16 121V120H15ZM17 121H18V119H17ZM20 121V120H19ZM23 121V120H22ZM47 121H50V120H47ZM57 121V120H56ZM61 121H63V120H61ZM67 121V120H66ZM82 121V120H81ZM85 121H87V120H85ZM90 121V120H89ZM97 121V119L95 120V122ZM166 121V120H165ZM170 121V120H169ZM168 121V123H170ZM189 121H190V119H189ZM193 121H195V120H193ZM192 121V123H194ZM196 121H200V123L199 122H197V124L199 125V124H201V120H196ZM28 122H29V120H28ZM33 122V121H32ZM51 122V121H50ZM59 122V121H58ZM57 122V123H58ZM72 123L74 122L75 123V121H71ZM88 122V121H87ZM108 122V121H107ZM110 122H112L111 124H113V121H110ZM117 122V121H116ZM158 122V121H157ZM162 122H164V121H162ZM173 122V121H172ZM188 122V121H187ZM0 123H2V122H0ZM11 123V122H10ZM21 123V122H20ZM24 123V122H23ZM36 122H34V124H35ZM38 123V122H37ZM53 123H55V121H53ZM62 123V122H61ZM68 123H69V120H68ZM71 123V124H72ZM77 123H78V121H77ZM76 123V124H77ZM80 123V122H79ZM83 123V122H82ZM98 123H99V120H98ZM102 123V122H101ZM109 123V122H108ZM120 123V122H119ZM154 124H155V122H153ZM165 123V122H164ZM174 123V122H173ZM175 123H176V121H175ZM183 123H184V121H183ZM182 123V124H183ZM186 123V122H185ZM184 123V124H185ZM189 123H191V122H189ZM191 123V124H192ZM196 123V122H195ZM195 123L193 124V127H194V129H197L198 127H200V125L198 126V127H196L197 125H195ZM33 124V123H32ZM40 124V123H39ZM38 124V125H39ZM63 124V123H62ZM70 124V123H69ZM69 124H67V126L69 125ZM85 124V123H84ZM89 124V123H88ZM149 124H151L152 125V123H149ZM158 124H159V122H158ZM157 124V125H158ZM171 124V123H170ZM180 124V126H181V123H179ZM191 124H189L190 126H191ZM16 125H17V123H16ZM41 125H43V124H41ZM40 125V126H41ZM59 125V124H58ZM61 125V124H60ZM65 125H66V122H65ZM75 125V124H74ZM73 125V126H74ZM78 125V124H77ZM80 125H81V123H80ZM80 125H79V127H80ZM92 125V124H91ZM95 125V124H94ZM104 125V124H103ZM122 125V124H121ZM150 125V126H151ZM160 125V124H159ZM171 125H174V124H171ZM178 125V124H177ZM195 125V126H194ZM9 126V125H8ZM11 126V125H10ZM15 126V125H14ZM20 126H21V124H20ZM20 126H19V130H20ZM55 126H57V125H55ZM101 126V125H100ZM112 126V125H111ZM148 126V125H147ZM168 126V125H167ZM175 126V125H174ZM179 125L177 126L178 127V129H179V127H180ZM1 127V126H0ZM3 127H4V125H3ZM6 127V126H5ZM22 127V126H21ZM24 127V126H23ZM22 127V128H23ZM47 127H48V125H47ZM63 128H64V126H62ZM76 127V126H75ZM78 127V126H77ZM82 127V126H81ZM104 127V126H103ZM118 127H119V125H118ZM155 127H157L156 125H154L152 128H155ZM182 127V129L183 130H185V128L186 127H189V126H186L185 125V128H183L184 127V125H182L181 126ZM181 127H180V131H181ZM49 128V127H48ZM52 128V127H51ZM96 128L98 129V127L96 126ZM107 128H108V126H107ZM114 128H115V125H114ZM113 128V129H114ZM121 128H123L122 126H121ZM139 128V127H138ZM146 128V127H145ZM148 128V127H147ZM151 128V129H152ZM162 128V127H161ZM160 128V129H161ZM167 128V127H166ZM170 128V127H169ZM171 128H173V127H171ZM190 128V127H189ZM8 129V128H7ZM14 129V128H13ZM42 129V128H41ZM76 129V128H75ZM82 130H84L83 129V127L81 128ZM96 129V130H97ZM103 128H101V130H102ZM112 129V130H113ZM118 129V128H117ZM144 129V128H143ZM158 129H159V127H158ZM163 129H164V127H163ZM162 129V130H163ZM175 129H176V127H175ZM1 130V129H0ZM4 130V129H3ZM6 130V129H5ZM4 130V131H5ZM23 132H24V130L23 129H21ZM31 130V129H30ZM38 130H39V128H38ZM47 130V129H46ZM50 130V129H49ZM53 130V129H52ZM51 130V131H52ZM55 130H57V129H55ZM73 130H74V127H73ZM148 130V129H147ZM153 130V129H152ZM165 130V129H164ZM168 130V129H167ZM170 130V129H169ZM168 130V131H169ZM173 130V129H172ZM191 130H192V127H191ZM15 131H16V129H15ZM40 131H42V130H40ZM39 131V132H40ZM60 131V130H59ZM78 131L79 132H84V131H81V130H79L78 129ZM87 131V130H86ZM90 131V130H89ZM100 131V130H99ZM104 131V130H103ZM115 131H117V130H115ZM124 131H125V129H124ZM176 131V130H175ZM186 131L187 130H185V132L184 133H186ZM189 131V130H188ZM192 131H197V130H192ZM192 131H191V133H192ZM7 132V131H6ZM11 132H13V131H11ZM19 132H21V131H19ZM18 131H17V134H18V137L20 136V139L22 138L21 137V135H20V133H19ZM35 132H37L36 131V128H35ZM47 132V131H46ZM58 132V131H57ZM62 132V131H61ZM111 132V131H110ZM109 132V133H110ZM145 132V131H144ZM143 132V133H144ZM147 132V131H146ZM145 132V133H146ZM162 132V131H161ZM164 132H166V131H164ZM174 132V131H173ZM172 132V133H173ZM197 132V133H198ZM10 133V132H9ZM8 133V134H9ZM15 133V132H14ZM26 133V132H25ZM25 133H22V134H25ZM38 133V132H37ZM53 133V132H52ZM64 133H66L67 134V132H64L63 131V134ZM71 133H73V132H71ZM71 133H68V134H71ZM85 133V132H84ZM95 133H96V131H95ZM101 133H103V132H101ZM114 133V132H113ZM112 133V134H113ZM116 133H119V132H116ZM124 133V132H123ZM122 133V134H123ZM149 133V132H148ZM153 133V132H152ZM170 133V132H169ZM169 133H167V134H169ZM171 133V134H172ZM183 133V132H182ZM183 133V134H184ZM194 133V132H193ZM12 134V133H11ZM41 133H39V134H36V135H40ZM43 134V133H42ZM58 134V133H57ZM93 134V133H92ZM99 134V133H98ZM147 134V133H146ZM144 135L145 137L146 136H149V135H151V133L150 134H147V135ZM157 134V133H156ZM163 134V133H162ZM170 134V135H171ZM178 134H180V133H178ZM188 134V133H187ZM190 134V133H189ZM2 135V134H1ZM26 135V134H25ZM28 135V134H27ZM65 135V134H64ZM86 135H88V134H86ZM110 135V134H109ZM114 135H116V134H114ZM124 135H126V133L124 134ZM158 135H160V133L158 134ZM196 135L198 136V134H195V137H196ZM10 136V135H9ZM15 136V135H14ZM43 136V135H42ZM51 136V135H50ZM53 136V135H52ZM60 136V135H59ZM61 136H62V134H61ZM67 136V135H66ZM78 136V135H77ZM77 136H76V140H77ZM94 136V135H93ZM100 136V135H99ZM103 136V135H102ZM108 136V135H107ZM152 136V135H151ZM154 136V135H153ZM161 136V135H160ZM163 136H164V134H163ZM168 136V135H167ZM174 136V135H173ZM179 136V135H178ZM182 136V135H181ZM189 136H191V135H189ZM192 136H194L193 134H192ZM10 137H12V136H10ZM30 137V136H29ZM28 137V138H29ZM38 137H40V136H38ZM56 137V136H55ZM80 137V136H79ZM91 137V136H90ZM114 137V136H113ZM119 137H121V136H119ZM124 137V136H123ZM126 137V136H125ZM144 137V138H145ZM2 138V137H1ZM1 138H0V140H1ZM37 138V137H36ZM47 138V137H46ZM65 139H66V137H64ZM80 138H82V137H80ZM93 138V137H92ZM108 138V137H107ZM160 138H162V137H160ZM168 138V137H167ZM178 138V137H177ZM176 138V139H177ZM182 138V140H184L183 139V137H181ZM185 138V137H184ZM186 138H188V137H186ZM198 138V137H197ZM4 139V138H3ZM11 139V138H10ZM13 139H14V137H13ZM12 139V141H13V143H15V141ZM15 139H16V137H15ZM23 139H24V137H23ZM30 139V138H29ZM41 139V138H40ZM61 139V138H60ZM68 139V138H67ZM83 139H86V138H83ZM89 139V138H88ZM87 139V140H88ZM98 139V138H97ZM101 139V138H100ZM103 139H104V137H103ZM102 139V140H103ZM110 139V138H109ZM112 139V138H111ZM117 139H118V137H117ZM121 139V138H120ZM151 139H153V138H151ZM165 139V138H164ZM173 139H175V137L173 138ZM178 139H180V138H178ZM191 139V138H190ZM193 139V138H192ZM195 139V138H194ZM193 139V141H190L189 143H190V146H193V145H196L197 143H196V141ZM9 140V139H8ZM7 140V141H8ZM57 140V139H56ZM55 140V141H56ZM105 140V139H104ZM147 140V139H146ZM150 140V139H149ZM148 140V141H149ZM155 140V139H154ZM158 140V139H157ZM160 140H162V139H160ZM202 140V141H201ZM6 141V140H5ZM5 141H4V143H5ZM7 141H6V143H7ZM25 141H26V139H25ZM25 141H24V144H25ZM28 141V140H27ZM51 141V140H50ZM53 141V140H52ZM52 141H51V144H53L52 143ZM54 141V142H55ZM58 141V140H57ZM63 141V140H62ZM86 141V140H85ZM106 141V140H105ZM117 141H119V140H116V143H117ZM122 141H124V140H122ZM121 141V142H122ZM141 141H143L144 142V140H141ZM168 141H170V140H168ZM176 141V140H175ZM186 141H187V139H186ZM194 141H195V143H194ZM3 142V141H2ZM17 142H19V141H17ZM31 142H34V141H30V144H31ZM49 142V141H48ZM63 142H65V141H63ZM74 141H72V143H73ZM88 142V141H87ZM108 142H110V140H108ZM107 141L105 142V143H108ZM112 142V141H111ZM125 142V141H124ZM124 142H123V144H124ZM151 142H153V141H151ZM160 142V141H159ZM158 142V143H159ZM171 142V141H170ZM1 143V142H0ZM4 143H3V146H4ZM21 143V142H20ZM36 143H37V141H36ZM47 143V142H46ZM45 143V144H46ZM61 143V142H60ZM70 143V142H69ZM75 143V142H74ZM89 143V142H88ZM88 143H87V145H88ZM135 143V142H134ZM147 143V141L145 142V144ZM163 143V142H162ZM179 143V142H178ZM181 143V142H180ZM183 143H184V141H183ZM8 144V143H7ZM23 144V146H25ZM29 144V141H28V145L30 146V149H31V146L32 145H30ZM42 144H43V142H42ZM49 144V143H48ZM47 144V145H48ZM55 144V143H54ZM53 144V145H54ZM56 144H57V142H56ZM63 144H65V143H63ZM67 144H68V142H67ZM83 144V143H82ZM85 144V143H84ZM98 144H101V143H98ZM141 144V143H140ZM144 144V145H145ZM150 144V143H149ZM160 144V143H159ZM163 144H165V143H163ZM171 144H174V143H172L171 142ZM11 145V144H10ZM28 145H26V146H28ZM39 145V144H38ZM70 145V144H69ZM73 145V144H72ZM76 145H77V143H76ZM91 145V144H90ZM151 145V144H150ZM149 145V146H150ZM156 145V144H155ZM158 145V144H157ZM170 145V144H169ZM184 145V144H183ZM200 145V144H199ZM16 146H17V144H16ZM21 146V145H20ZM37 146V145H36ZM43 146V145H42ZM46 146V145H45ZM58 146V145H57ZM60 146V145H59ZM61 146H63V145H61ZM67 146V145H66ZM75 146V145H74ZM86 146V145H85ZM104 146H105V144H104ZM108 146H110V145H107L106 147H108ZM124 146V145H123ZM147 146V145H146ZM149 146H147V148H150ZM161 146V145H160ZM196 146H198V145H196ZM2 147V146H1ZM9 147V146H8ZM38 148H40V145L39 146H37ZM55 147V146H54ZM65 147V146H64ZM68 147H70V146H68ZM102 147V146H101ZM122 147V146H121ZM125 147H126V145H125ZM162 147V146H161ZM161 147H159L158 146V148H161ZM165 147V146H164ZM167 147V146H166ZM170 147V146H169ZM173 147V146H172ZM172 147L171 148H168V149H172ZM186 147H189V144H188V146H186ZM198 147H200V146H198ZM5 148V147H4ZM18 148V147H17ZM28 148V147H27ZM37 148V149H38ZM48 148V147H47ZM53 148V147H52ZM80 148V147H79ZM85 148V147H84ZM92 148V147H91ZM98 148V147H97ZM109 148H111V146L109 147ZM151 148H152V146H151ZM3 149V148H2ZM24 149H26V148H24ZM48 149H50V147L48 148ZM55 149H56V147H55ZM70 149V148H69ZM86 149V148H85ZM85 149H82V150H85ZM95 148H93V150H94ZM106 149V148H105ZM108 149V148H107ZM114 149L115 148H113V150L112 151H114ZM118 149H119V147H118ZM117 149V150H118ZM125 149H127V148H125ZM142 149V148H141ZM140 149V150H141ZM146 149V148H145ZM154 149V148H153ZM161 149H163V147L161 148ZM189 149V148H188ZM196 149V148H195ZM7 150V149H6ZM53 150V149H52ZM57 150V149H56ZM55 150V152H58L59 151V149H58V151H56ZM60 150H62V149H60ZM67 150H68V148H67ZM74 150V149H73ZM90 148H89V152H90ZM101 150V149H100ZM99 150V152H100V154H103V153H101L102 151H100ZM104 150V149H103ZM111 150V149H110ZM120 150H123V149H120ZM143 150V149H142ZM149 150H151V149H149ZM154 150H157L156 148L154 149ZM199 150V149H198ZM12 151V150H11ZM20 151V150H19ZM26 150H24V152H25ZM48 151V150H47ZM66 151V150H65ZM75 151V150H74ZM81 151V150H80ZM98 151V150H97ZM109 151V150H108ZM108 151H107V153H108ZM163 151V150H162ZM167 151V150H166ZM173 151V150H172ZM184 151V150H183ZM219 151V150H218ZM1 152V151H0ZM30 152V151H29ZM34 152V151H33ZM64 152V151H63ZM63 152L61 153V154H63ZM73 152V151H72ZM71 152V153H72ZM85 152V151H84ZM94 152H96V150L94 151ZM115 152H116V149H115ZM118 152V151H117ZM122 152V151H121ZM124 152V151H123ZM127 152V151H126ZM126 152H124V155H125V153ZM133 152V151H132ZM143 152V151H142ZM141 152V153H142ZM154 152V151H153ZM160 152V151H159ZM169 152V151H168ZM181 152V151H180ZM188 152V151H187ZM196 152V151H195ZM199 152H200V150H199ZM203 152V151H202ZM221 152V151H220ZM12 153H13V151H12ZM23 153V152H22ZM35 153V152H34ZM37 153V152H36ZM51 153V152H50ZM60 153V152H59ZM65 153V152H64ZM80 153V152H79ZM92 153V152H91ZM144 153V152H143ZM161 153V152H160ZM159 153V154H160ZM166 153V152H165ZM172 153V152H171ZM5 154H8V153H5ZM14 154V153H13ZM20 154V153H19ZM28 154H31V153H28ZM60 154V155H61ZM74 154V152L71 154V155H73ZM81 154H83V153H81ZM85 154V153H84ZM94 154V153H93ZM96 154H97V152H96ZM108 154H110V153H108ZM111 154H112V152H111ZM118 154H120V153H118ZM153 154H155V153H153ZM163 154V153H162ZM176 154H178V153H176ZM194 155V153H192L191 152V155ZM198 153H196V155H197ZM200 154V153H199ZM4 155V154H3ZM15 155H16V153H15ZM18 155V154H17ZM21 155V154H20ZM48 155V154H47ZM85 155H87V154H85ZM113 155V154H112ZM115 155V154H114ZM146 155V154H145ZM148 156H150L149 154H147ZM146 155V156H147ZM157 155V154H156ZM161 155V154H160ZM166 155V154H165ZM169 155H170V153H169ZM172 155H175L174 154V152L172 153ZM188 155H190V154H188ZM203 155H205V153L203 154ZM9 156V155H8ZM19 156V155H18ZM22 156V155H21ZM25 156V155H24ZM30 156V155H29ZM69 156V155H68ZM84 155H82V156H80V157H83ZM90 156V155H89ZM97 156V155H96ZM99 156V155H98ZM97 156V157H98ZM120 156H122V155H120ZM126 156V155H125ZM152 156V155H151ZM171 156V155H170ZM169 156V158H171ZM177 156V155H176ZM201 155H198V157H200ZM208 156V155H207ZM221 156V155H220ZM10 157V156H9ZM12 157V156H11ZM14 157V156H13ZM17 157V156H16ZM41 158H42V160H43V157L42 156H40ZM50 157V156H49ZM56 157H58V155L56 156ZM63 157H65V156H63L62 155V158ZM72 157V156H71ZM77 156H74V158L75 159H77L76 158ZM87 157V156H86ZM91 157V156H90ZM95 157V156H94ZM106 157V156H105ZM118 157V156H117ZM140 157H142V156H140ZM156 157V156H155ZM168 157V156H167ZM173 157V156H172ZM178 157V156H177ZM188 157V156H187ZM4 158V157H3ZM31 158V157H30ZM48 158V157H47ZM61 158V157H60ZM70 158V157H69ZM79 158V157H78ZM107 158H108V156H107ZM113 158V157H112ZM121 158V157H120ZM123 158V157H122ZM145 158H147V157H145ZM162 158V157H161ZM184 158V157H183ZM191 158V157H190ZM189 158V159H190ZM192 158H193V156H192ZM197 158V157H196ZM209 158V157H208ZM13 159V158H12ZM28 159V158H27ZM34 159H35V157H34ZM50 159V158H49ZM65 160H66V157L64 158ZM63 159V160H64ZM85 159V158H84ZM90 159V158H89ZM88 159V160H89ZM94 159V158H93ZM97 159V158H96ZM95 159V160H96ZM98 159H99V157H98ZM101 159V158H100ZM103 159H105V158H103ZM113 159H116V158H113ZM163 159H165V158H163ZM163 159H161V160H163ZM167 159V158H166ZM173 159H175L176 160V158H173ZM185 159H186V157H185ZM195 159V158H194ZM197 159H199V158H197ZM200 159H201V157H200ZM204 159V158H203ZM207 159V158H206ZM2 160H4V159H2ZM32 160V159H31ZM41 160V161H42ZM51 160V159H50ZM78 160V159H77ZM91 160V159H90ZM106 160V159H105ZM119 160V159H118ZM126 160H128L127 159V156H126ZM125 160V161H126ZM133 161H134V159H132ZM141 160H146V159H141ZM152 160V159H151ZM183 160V159H182ZM193 160V159H192ZM209 160H210V158H209ZM212 160V159H211ZM16 161V160H15ZM20 161V160H19ZM25 161V160H24ZM27 161V160H26ZM29 161V160H28ZM33 161V160H32ZM35 161V160H34ZM55 161H57V160H55ZM68 161H69V159H68ZM68 161H66L67 163H68ZM81 161H86V160H81ZM100 161V160H99ZM113 161V160H112ZM123 162H125L124 160H122ZM138 161V160H137ZM169 161V160H168ZM177 161V160H176ZM175 161V162H176ZM189 161V160H188ZM194 161V160H193ZM198 161H200V160H198ZM11 162V161H10ZM36 162V161H35ZM49 162V161H48ZM54 162V161H53ZM52 162V163H53ZM63 162V161H62ZM72 162V161H71ZM71 162L69 161V163L71 164ZM76 162V161H75ZM104 162V161H103ZM118 162V161H117ZM132 162V161H131ZM130 162V163H131ZM143 163L144 162H147V161H142ZM151 162H153V161H151ZM174 162V161H173ZM201 162V161H200ZM224 162V161H223ZM82 163V162H81ZM86 163V162H85ZM89 163V162H88ZM100 163V162H99ZM120 163V162H119ZM118 163V164H119ZM122 163V162H121ZM126 163V162H125ZM135 163V162H134ZM137 163V162H136ZM156 163H158V160H157V162ZM161 163H164V162H161ZM172 163V162H171ZM183 163V162H182ZM202 163V162H201ZM210 163V162H209ZM10 164V163H9ZM33 164V163H32ZM31 164V165H32ZM36 164V163H35ZM42 164H43V161H42ZM45 164H46V162H45ZM48 164H50V163H48ZM73 164V163H72ZM89 164H91V162L89 163ZM97 164V163H96ZM105 164V163H104ZM103 163L101 164L100 163V165L102 166V165H104ZM110 164V163H109ZM108 164V165H109ZM112 164V163H111ZM117 164V163H116ZM116 164H113V165H116ZM117 164V165H118ZM151 164H153V163H151ZM151 164H149V166L151 165ZM203 164H205V163H203ZM16 165V164H15ZM14 165V166H15ZM28 165V164H27ZM44 165V164H43ZM51 165V164H50ZM58 166H60V164H59V162H58V164H57ZM62 165H63V163H62ZM61 165V166H62ZM99 165V167H101ZM127 166H128V164H126ZM131 165H132V163H131ZM134 165V164H133ZM132 165V166H133ZM137 165V164H136ZM138 165H139V163H138ZM147 164L145 163V166H146ZM157 165H159V164H157ZM181 165V164H180ZM13 166V165H12ZM21 166V165H20ZM34 166H36V165H34ZM68 165H66L65 164V167H67ZM77 166H79L78 164H77ZM83 166V165H82ZM86 166H88V165H86ZM90 166V165H89ZM107 166V165H106ZM122 166V165H121ZM130 166V165H129ZM131 166V167H132ZM139 166H142V164H140ZM144 166V165H143ZM143 166L141 167V170H142V168H143ZM144 166V167H145ZM149 166H147V167H149ZM210 166V165H209ZM217 166V165H216ZM251 166V167H250ZM10 167V166H9ZM8 167V168H9ZM26 167H29V166H26ZM38 167H39V164H38ZM64 167V166H63ZM70 167H72V165H70ZM80 168H81V166H79ZM91 167V166H90ZM111 167H113V166H111ZM118 166H116V168H117ZM123 167V166H122ZM121 167V168H122ZM151 167H154V166H151ZM162 167V166H161ZM172 167H174V166H172ZM176 167V166H175ZM253 167V168H252ZM17 168V167H16ZM46 168V167H45ZM54 168V167H53ZM55 168H56V166H55ZM54 168V169H55ZM61 168V167H60ZM68 169H69V167H67ZM75 168V167H74ZM84 168H85V166H84ZM98 168V167H97ZM96 168V169H97ZM103 168V167H102ZM115 167H113V169H114ZM135 168H136V166H135ZM139 168V167H138ZM160 168V167H159ZM181 168H182V166H181ZM184 168V167H183ZM21 169H23V168H21ZM62 169V168H61ZM73 169V168H72ZM76 169H77V167H76ZM75 169V170H76ZM86 170H87V168H85ZM91 169H93V168H91ZM90 168H89V170H91ZM95 169V170H96ZM105 169V168H104ZM112 169V168H111ZM119 169H120V167H119ZM137 169V168H136ZM135 169V170H136ZM152 169V168H151ZM154 169V168H153ZM32 170V169H31ZM40 170H44V169H40ZM56 170H57V168H56ZM88 170V171H89ZM94 170V171H95ZM122 171H123V169H121ZM129 170V169H128ZM127 170V171H128ZM145 170V169H144ZM147 170V169H146ZM149 170V169H148ZM180 170V169H179ZM13 171V170H12ZM22 171V170H21ZM29 171V170H28ZM28 171H26V172H28ZM38 171V170H37ZM37 171H36V173H37ZM45 171H47V170H45ZM53 171V170H52ZM59 171V170H58ZM63 171V170H62ZM77 171H79V169H77ZM81 171H84V169L83 170H81ZM93 171V172H94ZM96 171H98L99 172V170H96ZM95 171V172H96ZM105 172H106V170H104ZM132 171V170H131ZM131 171H129V172H131ZM210 171H211V168H210ZM8 172V171H7ZM23 172V171H22ZM66 172V171H65ZM64 172V173H65ZM69 172V171H68ZM67 172V173H68ZM74 172V171H73ZM76 172V171H75ZM90 172V171H89ZM92 172V173H93ZM101 172H102V170H101ZM109 172V171H108ZM139 172V171H138ZM143 173H144V171H142ZM150 172V171H149ZM147 173V174H151V173ZM13 173V172H12ZM35 173V172H34ZM39 173V172H38ZM50 173V172H49ZM49 173H45L44 175H46V174H49ZM57 173H59V172H57ZM66 173V174H67ZM77 173V172H76ZM91 173V174H92ZM97 173V172H96ZM100 173V172H99ZM111 173V172H110ZM118 173V172H117ZM116 173V174H117ZM128 173V172H127ZM132 173V172H131ZM134 173V172H133ZM132 173V174H133ZM136 173V172H135ZM140 173H141V171H140ZM155 174H156V172H154ZM188 173V172H187ZM25 174V173H24ZM23 174V175H24ZM42 174V173H41ZM62 174V173H61ZM69 174V173H68ZM72 174V173H71ZM82 174V173H81ZM131 174V176H134V174L132 175ZM145 174H146V172H145ZM144 174V175H145ZM19 175V174H18ZM50 175V174H49ZM56 175V174H55ZM73 175H75V174H73ZM73 175H71V176H73ZM77 175V174H76ZM88 175H90L89 173H88ZM92 175H94V173L92 174ZM97 175V174H96ZM99 175V174H98ZM97 175V176H98ZM122 175H123V173H122ZM152 175V174H151ZM158 175V174H157ZM156 175V176H157ZM27 176V175H26ZM35 176V175H34ZM38 176H40V175H38ZM48 175H46V177H47ZM51 176V175H50ZM63 177H64V175H62ZM70 176V175H69ZM79 176H80V174L78 175V178H79ZM82 176V175H81ZM117 176V175H116ZM124 176V175H123ZM123 176H122V178H123ZM135 176H136V174H135ZM134 176V177H135ZM147 176V175H146ZM150 176V175H149ZM154 176V175H153ZM155 176V177H156ZM53 177V176H52ZM66 177V176H65ZM88 177V176H87ZM91 177V176H90ZM121 176H119V178H120ZM125 177V176H124ZM148 177V176H147ZM162 177V176H161ZM33 178V177H32ZM35 178V177H34ZM56 178H58V176L56 177ZM69 178V177H68ZM74 178V177H73ZM76 176H75V182L77 183V180H76ZM86 178V177H85ZM89 178V177H88ZM96 178V177H95ZM105 178H107V177H105ZM105 178H104V185H105V181H109L108 179L107 180H105ZM137 178V177H136ZM148 178H150V177H148ZM157 178V177H156ZM17 179V178H16ZM44 179V178H43ZM55 179V178H54ZM62 179H64V178H62ZM61 179V180H62ZM82 179V178H81ZM92 181H93V179L92 178H90ZM97 179V178H96ZM95 179V180H96ZM116 179H117V177H116ZM115 179V180H116ZM121 179V178H120ZM125 179H127L126 177H125ZM168 179V178H167ZM231 179H232V176H231ZM49 180H53V179H50L49 178ZM73 180V179H72ZM79 180V179H78ZM89 180V179H88ZM87 180V181H88ZM102 180V179H101ZM100 180V181H101ZM111 180V179H110ZM119 180V179H118ZM129 180V179H128ZM139 180V179H138ZM145 180H147L146 178H145ZM151 180V179H150ZM230 180V179H229ZM21 181V180H20ZM39 181V180H38ZM43 181V180H42ZM56 181V180H55ZM66 180H64L63 181V183L65 182ZM69 181H70V178H69ZM84 181V180H83ZM90 181V180H89ZM113 181H114V179H113ZM156 181V180H155ZM167 181V180H166ZM5 182H6V180H5ZM46 182V181H45ZM50 181H48V183H49ZM67 182H68V180H67ZM66 182V183H67ZM71 182V181H70ZM85 182H86V180H85ZM112 182V181H111ZM119 182V181H118ZM121 182H122V180H121ZM125 182H126V180H125ZM124 182V183H125ZM130 182H131V180H130ZM148 182H150V181H148ZM154 182V181H153ZM217 182V181H216ZM26 183V182H25ZM38 183V182H37ZM43 183V182H42ZM51 183H52V181H51ZM54 183V182H53ZM65 183V184H66ZM69 183V182H68ZM67 183V184H68ZM73 183H74V181H73ZM90 183V182H89ZM97 183H100V182H98L97 181ZM102 183V182H101ZM113 183H115V182H113ZM123 183V185L124 186H126L125 184L127 183H125L124 184ZM133 183V182H132ZM151 183H152V180H151ZM161 183V182H160ZM163 183V182H162ZM23 184V183H22ZM33 184V183H32ZM41 184V183H40ZM44 184V183H43ZM72 184V183H71ZM75 184V183H74ZM93 184H95L94 182H93ZM107 184H109V183H107ZM128 184V186L130 185L129 183H127ZM146 184V183H145ZM144 184V185H145ZM156 184V183H155ZM222 184V183H221ZM226 184V183H225ZM21 185V184H20ZM19 185V186H20ZM35 185H36V183H35ZM98 185V184H97ZM103 185V186H104ZM135 185H137V184H135ZM153 185H154V183H153ZM159 185V184H158ZM223 185V184H222ZM230 185V184H229ZM229 185H227V186H229ZM11 186V185H10ZM18 186V187H19ZM42 186H44V185H42ZM41 186V187H42ZM48 186V185H47ZM55 186V185H54ZM53 186V187H54ZM78 186V185H77ZM96 186V185H95ZM112 186V185H111ZM117 186V185H116ZM115 186V187H116ZM122 186V185H121ZM123 186V187H124ZM127 186V187H128ZM147 186V185H146ZM150 186V185H149ZM156 186H157V184H156ZM8 187V186H7ZM22 187V186H21ZM33 187V186H32ZM45 187H46V185H45ZM62 187V186H61ZM61 187H59V188H61ZM72 187V186H71ZM94 187V186H93ZM98 187H100V186H98ZM106 187H108V185L106 186ZM113 187H114V185L112 186V189H113ZM126 187V188H127ZM131 186H129V188H130ZM136 187V186H135ZM143 187V186H142ZM158 187H160V186H158ZM259 187H261L262 188V190L261 189H259ZM73 188H74V186H73ZM77 188V187H76ZM81 188H82V186H81ZM95 188V187H94ZM100 188H103V187H100ZM99 188V189H100ZM104 188H105V186H104ZM103 188V189H104ZM120 188H122V187H120ZM119 188V189H120ZM146 188V187H145ZM144 188V189H145ZM167 188V187H166ZM23 189V188H22ZM47 189H49V188H47ZM78 189H79V191H80V187H78ZM86 189H89V188H87L86 187ZM95 189H97V188H95ZM123 189V192H124V189L125 188H122ZM134 188H132V190H133ZM143 189V188H142ZM3 190V189H2ZM10 190V189H9ZM29 190H31V189H29ZM51 190V189H50ZM60 190V189H59ZM58 190V191H59ZM67 190V189H66ZM84 190V189H83ZM89 190H91V189H89ZM98 190V189H97ZM130 189H128L127 191H129ZM131 190V191H132ZM137 190V189H136ZM153 191H154V189H152ZM17 191V190H16ZM39 191H40V188H39ZM57 191V190H56ZM55 191V192H56ZM61 191H62V189H61ZM68 191H70V189L68 190ZM76 191V190H75ZM103 191V190H102ZM108 191V190H107ZM116 191V190H115ZM126 191V192H127ZM146 191H147V189H146ZM167 191V190H166ZM233 193H232V192ZM42 192V188H41V191H40V193ZM46 192V191H45ZM51 192V191H50ZM76 192H78V191H76ZM85 192H86V190H85ZM84 192V193H85ZM91 192V191H90ZM94 192H95V190H94ZM97 193H99L98 191H96ZM106 192V191H105ZM110 192V191H109ZM113 192V190L111 191V193ZM120 192H121V190H120ZM149 192H152V191H149ZM161 192V191H160ZM251 192H253L254 194L253 195H255V198L254 199H252V200H249L248 198L247 199H237V197L238 196H236L234 193H241V194H249V193H251ZM18 193V192H17ZM16 193V194H17ZM27 193L29 194V192L27 191ZM33 193V192H32ZM31 193V194H32ZM39 193V194H40ZM47 193H49V191L47 190ZM71 193V192H70ZM89 192L87 191V193H85L86 195L88 194ZM103 193H104V191H103ZM108 193V192H107ZM106 193V194H107ZM114 193V192H113ZM113 193H112V195H113ZM118 193H119V191H118ZM134 193H136V192H134ZM133 193V194H134ZM141 193V192H140ZM162 193V192H161ZM5 194V193H4ZM12 194V193H11ZM11 194L9 195V196H11ZM21 194V193H20ZM19 194V195H20ZM43 194H44V191H43ZM49 194H51V193H49ZM91 194V193H90ZM105 194V195H106ZM115 194V193H114ZM120 194V193H119ZM128 194V192L127 193H125V194H123V195H127ZM132 194V193H131ZM155 194V193H154ZM164 194V193H163ZM212 194V193H211ZM30 195V194H29ZM42 195V194H41ZM40 195V196H41ZM57 195V194H56ZM55 195V196H56ZM59 195H61V194H59ZM63 195V194H62ZM66 195V194H65ZM76 195H77V193H76ZM80 196L82 195V193L80 192V194H79ZM97 195V194H96ZM102 195H104V194H102ZM136 196H137V193L135 194ZM141 195H142V193H141ZM8 196V195H7ZM39 196V195H38ZM43 196V195H42ZM48 196V195H47ZM50 196V195H49ZM73 196H74V194H73ZM116 196V195H115ZM133 196V195H132ZM135 196V197H136ZM144 196V195H143ZM143 196H141V197H143ZM146 196V195H145ZM154 196V195H153ZM160 197H161V195H159ZM158 196V197H159ZM179 196V195H178ZM25 197V196H24ZM44 198L46 197V196H43ZM63 197V196H62ZM61 197V198H62ZM93 197H96V196H93ZM103 197V196H102ZM102 197H100V198H102ZM111 197V196H110ZM125 196H123V198H124ZM130 197V196H129ZM139 197V196H138ZM160 197H159V199H160ZM44 198H42L43 200H45ZM49 198V197H48ZM53 198H54V196H53ZM67 198V197H66ZM73 198H75L76 199V197H73ZM78 198H80L79 196H78ZM83 198V197H82ZM81 198V199H82ZM87 198H88V196H87ZM86 198V199H87ZM98 198V197H97ZM106 198H107V196H106ZM105 198V199H106ZM114 198V197H113ZM149 198V197H148ZM164 198V197H163ZM162 198V199H163ZM166 198V197H165ZM32 199V198H31ZM38 199H40V198H38ZM51 199H52V196H51ZM56 199V198H55ZM94 199V198H93ZM110 199V198H109ZM115 199H116V197H115ZM114 199V200H115ZM118 199H119V196H118ZM129 199V198H128ZM131 199V198H130ZM135 199V198H134ZM137 199V198H136ZM147 198H145V200H146ZM156 199H158L157 197H156ZM251 199V198H250ZM23 200V199H22ZM47 200V199H46ZM60 200V199H59ZM58 200V201H59ZM63 200V199H62ZM66 200V199H65ZM68 200V199H67ZM71 200V199H70ZM69 200V201H70ZM73 200V199H72ZM84 200V199H83ZM88 200H89V198H88ZM95 200H96V198H95ZM100 200V199H99ZM99 200H98V202H99ZM103 200V199H102ZM107 200H108V198H107ZM123 201H125L124 199H122ZM127 200V199H126ZM138 200V199H137ZM136 200V201H137ZM143 200H144V198H143ZM220 200V199H219ZM33 201H35V199H33ZM57 201V202H58ZM64 201V200H63ZM78 201V199L75 201L76 203H78L77 202ZM109 201V200H108ZM111 201H113L112 199H111ZM118 201V200H117ZM120 201V200H119ZM129 201V200H128ZM128 201H127V203H128ZM132 201H133V199H132ZM150 201V200H149ZM157 201V200H156ZM196 201V200H195ZM206 201V200H205ZM225 201V202H226ZM46 202V201H45ZM44 202V203H45ZM48 202V201H47ZM51 202H53V201H50V203ZM65 202H68V201H65ZM80 202V201H79ZM85 202H88V201H86L85 200ZM84 202V203H85ZM96 202V201H95ZM140 202V201H139ZM159 202V201H158ZM158 202H156V203H158ZM166 202H167V199H166ZM224 202V203H225ZM28 203V202H27ZM34 203V206H35V204H37L36 202H33ZM42 203V202H41ZM43 203V204H44ZM50 203L49 204H47V205H49L50 206ZM54 203L56 204V202H55V200H54ZM64 203V202H63ZM62 203V204H63ZM69 203V202H68ZM74 203V202H73ZM73 203H72V205H73ZM93 203H94V201L92 202V204H91V199H90V204L91 205H93ZM102 203H103V201H102ZM113 203V202H112ZM133 203V202H132ZM141 203H142V201H141ZM60 204V203H59ZM80 205L81 204H83V203H79ZM99 204V203H98ZM101 204V203H100ZM120 204H122V203H120ZM125 204V203H124ZM140 204V203H139ZM147 204H148V202H147ZM163 204V203H162ZM11 205H12V203H11ZM24 205V204H23ZM30 205V204H29ZM28 205V206H29ZM33 205V204H32ZM37 205H40L39 207H41V210L43 209V207L41 206V204H37ZM52 205V204H51ZM57 205V204H56ZM68 205H70V204H68ZM87 205V204H86ZM130 205V204H129ZM133 205V204H132ZM142 205V204H141ZM151 205V204H150ZM13 206H14V204H13ZM17 206V205H16ZM64 206V205H63ZM73 206H75V205H73ZM72 206V207H73ZM95 206V205H94ZM93 206V207H94ZM104 206V205H103ZM105 206H106V204H105ZM114 206V205H113ZM117 206V205H116ZM120 206V205H119ZM126 206V205H125ZM144 206V205H143ZM157 206V205H156ZM31 208H32V206H30ZM36 207V206H35ZM64 207H66V206H64ZM63 207V208H64ZM77 207H79V206H77ZM81 207V206H80ZM83 207V206H82ZM86 207V206H85ZM88 207V206H87ZM98 207V206H97ZM101 207V206H100ZM128 207V206H127ZM146 207V206H145ZM147 207H149V205L147 206ZM161 207V206H160ZM22 208V207H21ZM50 208V207H49ZM55 208H57V206L55 207ZM59 208V207H58ZM95 208H96V206H95ZM104 209H105V207H103ZM107 208V207H106ZM109 208V207H108ZM116 208V207H115ZM122 208V206L120 207V209ZM126 208V207H125ZM138 207H136V209H137ZM11 209V208H10ZM19 209V208H18ZM23 209V208H22ZM25 209V208H24ZM46 209V208H45ZM68 209H69V207H68ZM99 209V208H98ZM97 209V210H98ZM102 209V208H101ZM110 209V208H109ZM119 209V210H120ZM127 209V208H126ZM131 209H133V208H131ZM145 209V208H144ZM144 209H141V210H143L144 211ZM150 209V208H149ZM177 209V208H176ZM230 209H234V210H236V212H235V215L234 216H230L231 214H230ZM1 210V209H0ZM51 210V209H50ZM56 210V209H55ZM77 210V209H76ZM75 210V211H76ZM85 210V209H84ZM91 210V209H90ZM94 210V209H93ZM157 210V209H156ZM164 210V214H163V216H164V218H165V221H166V223H168V224H170V223H172V224H175V226L174 227H182V224H183V221L184 220H182L180 217H177V218H175L174 219V217H172V215L174 214V213H172L170 210H165V209H163ZM212 210H214V209H212ZM249 210L252 212L251 214H248L249 213ZM3 211V210H2ZM24 211V210H23ZM47 211V210H46ZM61 211H62V209H61ZM65 211V210H64ZM63 211V212H64ZM79 211H80V209H79ZM78 211V212H79ZM86 211V210H85ZM103 211V210H102ZM107 212L109 211V210H106ZM105 211V212H106ZM113 211V210H112ZM115 211V210H114ZM124 211H125V209H124ZM136 211V210H135ZM135 211H133V213L135 212ZM151 210H149L148 212H150ZM158 211V210H157ZM177 211V210H176ZM216 211V210H215ZM17 212V211H16ZM20 212V211H19ZM34 212H36L35 210H34ZM39 212V211H38ZM65 212H67V211H65ZM77 212V211H76ZM92 212V211H91ZM98 212V211H97ZM107 212L104 214V215H106L107 214ZM121 212V211H120ZM127 212V211H126ZM142 212V211H141ZM159 212V211H158ZM175 212V211H174ZM179 212V211H178ZM187 212H189V211H187ZM191 212V211H190ZM194 212V211H193ZM15 213V212H14ZM25 213V212H24ZM57 213H58V211H57ZM86 213H88V212H86ZM101 213V212H100ZM104 213V212H103ZM108 213H110V212H108ZM140 213V212H139ZM176 213V212H175ZM184 213V212H183ZM40 214V213H39ZM53 214V213H52ZM62 214V213H61ZM76 214V213H75ZM83 215H84V213H82ZM95 213H93V215H94ZM113 214V213H112ZM128 214V213H127ZM136 214V213H135ZM142 214H144L143 212H142ZM142 214H140V215H142ZM160 214V213H159ZM185 214V213H184ZM193 214V213H192ZM198 214V213H197ZM230 214V215H229ZM234 214V213H233ZM19 215V214H18ZM58 215V214H57ZM63 215V214H62ZM77 215H78V213H77ZM96 215H98V214H96ZM103 215V214H102ZM122 215V214H121ZM125 215V214H124ZM138 215V214H137ZM136 215V216H137ZM145 215V214H144ZM143 215V216H144ZM146 215H150V214H147L146 213ZM151 215H153V213L151 212ZM182 215V214H181ZM211 215V214H210ZM26 216V215H25ZM28 216V215H27ZM33 216H35V215H33ZM71 216H73V215H71ZM76 216V215H75ZM85 216V215H84ZM99 216V215H98ZM107 216V215H106ZM115 216H119L118 214L116 215L115 214ZM123 216V215H122ZM131 216V215H130ZM177 216H178V214H177ZM183 216V215H182ZM2 217V216H1ZM39 217V216H38ZM59 217H60V215H59ZM64 216H62V218H63ZM81 217V216H80ZM88 217V216H87ZM86 217V218H87ZM95 217V216H94ZM112 217V216H111ZM126 217H128V216H126ZM147 216H145V218H146ZM151 216H149V218H150ZM153 217V216H152ZM152 217H151V219H152ZM158 217V216H157ZM189 217V216H188ZM5 218V217H4ZM21 218V217H20ZM49 218V217H48ZM57 218V217H56ZM67 218V217H66ZM66 218L64 219V220H66ZM71 218V217H70ZM99 218H102V217H100L99 216ZM104 218V217H103ZM121 218V217H120ZM124 218V217H123ZM155 218V217H154ZM153 218V219H154ZM217 219H218V217H216ZM2 219V218H1ZM24 219V218H23ZM26 219H27V217H26ZM32 219V218H31ZM34 219V218H33ZM74 219V218H73ZM77 219H78V217H77ZM76 219V220H77ZM113 219V218H112ZM122 219V218H121ZM131 219V218H130ZM133 219V218H132ZM139 219L141 220V217H139ZM148 219V218H147ZM162 219V218H161ZM22 220V219H21ZM50 220V219H49ZM55 220V219H54ZM60 220V219H59ZM63 220V222H65ZM93 220V219H92ZM96 220H99V219H96ZM118 220H119V218L117 219V221H115V222H118ZM160 220V219H159ZM189 220V219H188ZM187 220V222H189ZM191 220V219H190ZM15 221V220H14ZM30 221V220H29ZM39 221V220H38ZM37 221V222H38ZM83 221V220H82ZM88 221V220H87ZM101 221V220H100ZM122 221V220H121ZM135 221H136V219H135ZM21 222V221H20ZM24 222V221H23ZM27 222V221H26ZM41 222H43V221H41ZM46 222V221H45ZM60 222V221H59ZM74 222V221H73ZM86 222V221H85ZM89 222V221H88ZM91 222V221H90ZM93 222V221H92ZM114 222V221H113ZM123 222V221H122ZM138 222V221H137ZM143 222V221H142ZM151 222V221H150ZM153 222V221H152ZM186 222V223H187ZM22 223V222H21ZM28 223V222H27ZM32 223H34V221H32ZM44 223V222H43ZM43 223L41 224V225H43ZM77 223V222H76ZM100 223H102V222H100ZM119 223V222H118ZM124 223H126L125 222V220H124ZM155 223H157V222H155ZM160 223V222H159ZM159 223H158V225H159ZM164 223V222H163ZM191 223H192V221H191ZM217 223H219V222H217ZM36 224V223H35ZM77 224H79V223H77ZM82 224V223H81ZM105 225H107L106 223H104ZM110 224V223H109ZM113 224H116V223H113ZM112 224V225H113ZM120 224H122V223H120ZM129 224V223H128ZM154 224V223H153ZM188 224V223H187ZM23 225V224H22ZM26 225V224H25ZM34 225V224H33ZM48 225V224H47ZM66 225H67V223H66ZM69 225V224H68ZM70 225H71V222H70ZM95 225H97V222H96V224ZM105 225L103 226V227H105ZM126 225V224H125ZM130 225H131V223H130ZM146 225V224H145ZM152 225V224H151ZM164 225V224H163ZM162 225V226H163ZM171 225V224H170ZM191 225V224H190ZM194 225V224H193ZM206 225V224H205ZM215 225V224H214ZM89 226V225H88ZM94 226V225H93ZM115 226V225H114ZM117 226H118V224H117ZM167 226V225H166ZM169 226V225H168ZM43 227L44 226H32L31 225V227L30 226H28V227H23V228H20V229H18V230H16V231H13V232H11V231H8V232H5V231H3V233L1 234L0 233V241H1V243L2 244H4V245H17V244H19V243H21L20 241H22L23 240V238H25V237H27L28 236V234H31L32 235V233H34V232H37V231H41V230H43ZM46 227V226H45ZM49 227H50V225H49ZM78 227H79V225H78ZM121 227V226H120ZM135 227V226H134ZM97 228V227H96ZM102 228V227H101ZM118 228H119V226H118ZM124 228V227H123ZM131 228H133V227H131ZM139 228V227H138ZM137 228V229H138ZM148 228V227H147ZM158 228V227H157ZM156 228V229H157ZM159 228H161V227H159ZM172 228V227H171ZM219 228H221V227H219ZM110 229H111V227H110ZM112 229H113V227H112ZM115 229V228H114ZM125 229V228H124ZM142 229H144V228H142ZM163 229H165V228H163ZM204 229H206V228H204ZM215 229V228H214ZM232 229V230H233ZM46 230V229H45ZM103 230V229H102ZM121 230V229H120ZM148 230V229H147ZM146 230V231H147ZM160 230V229H159ZM169 230H171V229H169ZM231 230V231H232ZM115 231V230H114ZM118 231V230H117ZM126 231V230H125ZM149 232H151L150 230H148ZM177 231V230H176ZM218 231V230H217ZM95 232V230L93 231V233ZM96 232H98L97 230H96ZM120 232V231H119ZM127 232V231H126ZM129 232H130V229H129ZM135 232V231H134ZM142 232V231H141ZM157 232H158V230H157ZM164 232V231H163ZM6 233V234H5ZM100 233V232H99ZM104 233V232H103ZM103 233H101L102 235H103ZM111 233V232H110ZM135 233H137V231L135 232ZM152 233H153V231H152ZM171 233V232H170ZM179 233V232H178ZM181 233V232H180ZM185 233V232H184ZM155 234H157V233H155ZM162 234V233H161ZM160 234V235H161ZM34 235V234H33ZM109 235V234H108ZM108 235H106V236H108ZM148 235H150L149 233H148ZM159 235V234H158ZM168 235V234H167ZM186 235H188V234H186ZM222 235V234H221ZM262 235V234H261ZM95 236V235H94ZM118 236V235H117ZM144 236V235H143ZM142 236V237H143ZM146 236V235H145ZM63 237H65V236H63ZM67 237V236H66ZM93 237V236H92ZM114 237V236H113ZM132 237V236H131ZM131 237H129V238H131ZM134 237V236H133ZM137 237H138V235H137ZM137 237H136V239L135 240H137L136 242V244H138V239H137ZM155 237V236H154ZM189 237V236H188ZM70 238V237H69ZM114 238H116V237H114ZM119 238V237H118ZM117 238V239H118ZM162 238V237H161ZM160 238V239H161ZM163 238H165V237H163ZM28 239V238H27ZM83 239V238H82ZM109 239H111V237L109 238ZM122 239V238H121ZM133 239V238H132ZM142 239H144V238H142ZM69 240V239H68ZM114 240V239H113ZM208 240V239H207ZM259 240V239H258ZM26 241V240H25ZM86 241V240H85ZM106 241V240H105ZM144 241V240H143ZM149 241H150V239H149ZM115 242V241H114ZM156 242V241H155ZM35 243V242H34ZM123 243V242H122ZM37 245H38V243H36ZM68 243H67V240L66 239H60V238H58L56 241H54L53 243H49L48 245L46 244V246H42V247H40V246H36V248H35V252L32 254V255H30V254H28V255H21V256H17L16 257V259H14L15 261H13V263L12 264H90L88 261L90 260V257H91V253H90V249H91V247H89L87 244H86V242L85 243H81L82 245L81 246H77V248H75L76 250H74L73 252H70V253H67V251L66 252H64L63 250H62V248L65 246V245H67ZM121 244V243H120ZM141 244V243H140ZM145 244H147V243H145L144 242V245ZM41 245V244H40ZM115 245V244H114ZM142 245V244H141ZM148 245V244H147ZM203 245V244H202ZM125 246H127V245H125ZM150 246H151V244H150ZM21 247V246H20ZM33 247V246H32ZM35 247V246H34ZM67 247H68V245H67ZM66 247V248H67ZM149 247V246H148ZM148 247H146V246H129V248H125L124 250H122V248H118L117 250H115L114 252H112V255L115 257V259H119V260H128V261H131L130 262V264L132 263V264H138L140 261H144V258L145 257H147L148 255L147 254H149L150 253V249L148 250ZM160 247V246H159ZM73 248V247H72ZM153 248V247H152ZM70 249V248H69ZM160 249V248H159ZM111 250V249H110ZM217 250V252L218 253H221L222 254V256L226 259V261H228V262H226L227 264H238L239 262H237L235 259H232L231 261H229L228 260V257H226V255L223 253V251H221V252H219V249H215V251ZM70 251V250H69ZM153 251L154 252H157V250H154L153 249ZM161 252V251H160ZM93 253V252H92ZM98 253V252H97ZM159 253V252H158ZM96 254V253H95ZM109 255H111V253H109ZM149 255H151V254H149ZM206 255V254H205ZM98 256V255H97ZM96 256V257H97ZM158 256V255H157ZM159 257H162V256H159ZM206 257V256H205ZM95 258V257H94ZM165 258V257H164ZM234 258V257H233ZM238 259V260H239ZM93 260V259H92ZM95 260V259H94ZM152 260V259H151ZM127 261V262H128ZM153 261V260H152ZM121 262V261H120ZM123 262V261H122ZM155 263V262H154ZM127 264V263H126ZM146 264V263H145ZM151 264V263H150ZM160 264H168V262H167V260H162L161 262H160ZM214 264V263H213ZM240 264V263H239ZM242 264V263H241ZM244 264V263H243Z\"/></svg>",
  "mask_w": 264,
  "mask_h": 264
}]
</instances>
